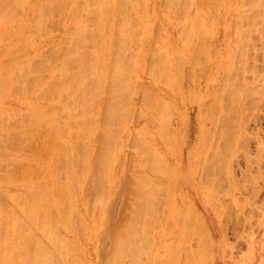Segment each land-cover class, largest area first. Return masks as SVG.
Listing matches in <instances>:
<instances>
[{"label":"rangeland","instance_id":"rangeland-1","mask_svg":"<svg viewBox=\"0 0 264 264\" xmlns=\"http://www.w3.org/2000/svg\"><path fill=\"white\" fill-rule=\"evenodd\" d=\"M3 1L0 0V12H1L0 13V81H1L0 82V140H1L0 141V147H1V149H0V154H1L0 155V179H1L0 180V206L1 207L0 208L2 210H5V211L7 210V212L2 211L0 209V213H1V211L4 212V214L1 213L3 215H0V221H1L0 223H2V225L0 224L1 225L0 226V229H1L0 230V235H1L0 238H2V237L6 238L4 240L2 239L3 241L0 239L1 240V242H0L1 255L4 252L5 254L7 253L6 256H8L9 251H7V250L9 249L8 247H10V245H8V244L11 243V245L13 246V247L11 246L12 249L14 248L13 253L11 252L12 249L10 248V252L13 255L11 253L9 254V256L12 255V256H10L12 258V259L10 258L11 259L10 263H12V264H21V263H23V260L25 261L23 264H28V263H26V260L28 259L30 261V258L32 259V256H31L33 254L32 251L35 248H36L35 251H37V252H35V251H33V252L36 253L35 255L38 254V256H35V257L33 256V259H36L38 261L35 263L36 260H34L33 264H41V263L42 264H48L47 262H49L50 264L51 263L52 264H55V263L56 264H62V263L63 264H68V263L71 264L72 262L74 263V261H75V264H105L106 261L110 258L111 259L108 260L106 264H112L114 258H115V260H117V255L118 256L120 255L118 257L119 262L117 260L115 263V260H114L115 264H131V263L132 264H156V263L157 264H264V159L262 161V165H261L262 168H260V171L259 170L257 171V165L251 164L253 166L251 167V165H249L251 167V168H249V167H247L248 164H246V163L244 164V162L246 160H245V157H242L243 155L239 156L238 159L232 158V156L228 157L229 156L227 154L228 150H226V148H228V147H227V143L225 142V139L227 137L226 136L227 135V133H226L227 127L229 128L230 124L232 125V122L228 121V120L232 119V118L228 119L230 113L232 112L231 107L233 106L232 103H229V102H232V101H230V99H231L230 96H232V95L237 96V94H236L237 89L235 87V84H234V86L232 84L231 88L233 89V87H235L236 91H234V92H236V93H234V92L232 93V89H228V86L230 88V84H228L227 81L232 82L233 79H236V77H237L236 75H240V74L236 73L237 71H239L238 73H241V70H239L237 68L242 67V66H240V64L242 65L243 60L247 57L244 54H242L243 53L242 52V49H243L242 46L245 47V49H243V51L246 50L247 47L244 45H246L248 43V41L251 39H252L251 44H253V46L250 44V41H249V45L247 44L249 46L248 48H250L249 50H251L253 47H255V45L257 46V47H255L256 51L253 49L252 51L248 52V54H247L250 57V63L251 64L253 62L255 63L254 66L252 64L253 69H251V71L255 70V73H257V75H263L262 71L264 70V68L262 70V67H264V65H263L264 64V61H263V55H264V33H263L264 32V30H263L264 29V21H261V20L262 19L264 20V14L261 15V13H264V11H263L264 7L262 8V3L264 4V1L263 0H249L250 2H252L251 4L248 0H246V1L245 0H223V3H222V1H220V3H219V1H217V0H214V1L208 0L209 3L206 2L207 0H192V2L188 1V0H167V1L166 0H143V1L142 0H136L137 2H135V0H116V1L115 0H108V1L107 0H100V1L99 0H65V2H64V0H58L59 3L57 2V0H55V1L54 0H44L42 2H41V0H39V1L38 0H22V2H21V0H17V1L16 0H3ZM18 1L21 2V4L16 5ZM8 2H10V3L8 4ZM13 2H15V3H13ZM96 2H98V3H96ZM143 2H144V5H143ZM172 2H174V3H172ZM189 2H191L190 5L188 4ZM248 2H249V4H248ZM50 3H53V4H50ZM64 3H66V4H64ZM100 3H102V7L99 5ZM139 3H141V4H139ZM206 3H207V6L205 5ZM214 3H215V5H214ZM257 3L261 7H259L257 5ZM177 4L179 5V7L180 6L181 7L180 8L177 7ZM184 5L187 7H185ZM208 5H209V7H208ZM14 6H19V7H14ZM39 6H40V8H39ZM104 6H106V7H104ZM117 6H119V8ZM255 6H256V8H255ZM79 7H81V8H79ZM246 7H248L250 9V10H248V12H247L248 8H246ZM250 7L253 9H251ZM177 8H178V10H177ZM241 8L244 12L246 10L245 13H247V15L245 13H242ZM257 8H258V10H257ZM13 9H14V11H13ZM104 9H105V11H104ZM121 9H122V11H121ZM20 10H21V12H20ZM26 10H27V13H26ZM59 10H60V12L62 10L63 11L60 13V12H58ZM90 10H92V11H90ZM107 10H109V11H107ZM128 10L131 12H129ZM193 10H195V11H193ZM76 11H77V13H76ZM38 12H40V14ZM101 12H102V14H101ZM184 12H185V14H184ZM252 12H255V13L253 14ZM25 13H26V15H25ZM51 13H52V15L53 14L54 15L52 16ZM97 14L99 17L97 16ZM182 14H184V16ZM242 14H244L243 16L246 15L244 20L242 19V17H243ZM33 15H35L34 16L35 18L33 17ZM36 15H37V17H36ZM106 15H107V17H106ZM123 15H124V17H123ZM191 15L193 17L196 15L197 16H196V18L195 17L193 18ZM198 15H200L201 20L198 19L199 18ZM258 15H260V17H258ZM41 16H42V18H41ZM100 16L105 17V20L103 18H100ZM118 16H119V18H118ZM233 16H234V19L232 18ZM252 16L254 17V19L257 18L255 20H258V21L253 20ZM261 16H262V18H261ZM46 18L48 19V21H45ZM85 18L87 19V22L89 21L90 24L86 23ZM249 18H250V20H252V22H254V24L252 23L253 25L252 24L247 25V23L248 24L251 23V21L249 22ZM31 19H33V20H31ZM94 19H96V20H94ZM102 19H103V21H102ZM127 19H129L130 21ZM195 19L199 22L201 21L203 24H201V26L198 25L199 22H197ZM241 19L243 21H242V24L240 23V25H241L240 26L238 22L241 21ZM40 20H43V21L41 22ZM118 20H120V21H118ZM122 20H124V22H126V23H124V22L122 23ZM191 20H193V21L195 20V22L191 23ZM32 21H35V22H32ZM181 21L182 22L187 21V22H185L186 23L185 24V23H182ZM231 21H232V23H231ZM256 22H258V24H255ZM137 23H138V27L136 26ZM188 24L190 26H188ZM82 25H85V26L87 25L86 26L87 28L82 26ZM182 25H183V31L185 30L186 27H187L186 28L187 30L189 27L190 31H191L190 28H192L194 33L192 31L191 32L186 31V32L188 35L190 33H193L194 35L190 34V36H192V37H190L185 33V31L183 32L182 28H181ZM191 25H192V27H191ZM233 25L235 26V30L233 29L234 28ZM242 25L244 28L242 27ZM254 25H256V27ZM258 25H261L260 29H259ZM80 26H82V27H80ZM124 26L126 28L122 29V27H124ZM184 26H186V27H184ZM248 26L251 27V30H255L254 31L255 35H254L253 31L250 30V27H248ZM202 27L204 28V31H203ZM240 27H242L241 29L243 31H244V29L246 31V32L242 33V36L244 37L242 39L240 38V37H242L239 35L240 33H237V32L241 31V30L239 31ZM116 28H119V29L121 28L123 32L117 31L118 29H116ZM209 28H211V30ZM247 28H249V29H247ZM38 29H40V30L38 31ZM80 29H82L83 31ZM125 29H126V31H124ZM180 29H181L183 34L181 33ZM197 29L199 31L201 30L200 34H199V31ZM15 30H17V32ZM75 30H76V32H75ZM78 30H80V31H78ZM101 30H103V32ZM105 30H106V32H105ZM140 30H142V31H140ZM195 30L197 32H195ZM230 30H231V32H230ZM260 30H261V33H260ZM72 31H74V33H72ZM233 31H235V32H233ZM247 31L249 33H247ZM256 31H257V33H256ZM258 31H259V33H258ZM98 32L100 33V36H97V34L99 35ZM116 32L121 33V34L118 33L120 38H121L120 40L125 39L124 37L126 35L128 36L127 37L128 39H126V40H128V43L125 42L126 47L124 46L125 45L124 41H126V40L119 41V39H118L119 36ZM124 32H126V33H124ZM139 32H140V34L142 33L141 36H140ZM202 32H203V34H202ZM205 32H207L206 34H208V35H206ZM102 33H103V35H102ZM122 33L124 34V36ZM245 33H247V34H245ZM133 34H135L134 38H133ZM184 34H186L188 36V38H187V36L185 37ZM243 34H245V36ZM250 34L251 35L253 34V36L251 38L247 37V38H249V40H248L246 38V36L247 35L250 36ZM89 35H91V36H89ZM95 35L98 38H95ZM231 35H233V36H231ZM260 35H261V37L259 38ZM135 36H137V39ZM197 37H198V39H197ZM189 38L191 41L189 40V42H188ZM205 38H206V40H204ZM257 38L261 39V41L258 40ZM72 39H74V40H72ZM100 39L103 42H101ZM134 39L139 40V41L137 42ZM185 39H187V40H185ZM95 40H96V42H95ZM241 40H242V42H241ZM244 40L247 41V43L243 44ZM82 41H83V43H85V42L87 43V45L84 44L87 47L83 46ZM104 41L106 43H108V42L109 43L105 44ZM202 41H204V42H202ZM118 42L119 43L121 42L124 45L121 44V45H123V46H121V45L119 46L121 48L115 47V45L116 46L119 45V44L117 45ZM187 42L189 44H187ZM240 42H241V46L238 45V44H240ZM72 43L74 46L72 45ZM80 43H82V45H80ZM93 43H96V44L94 45ZM76 44H77V46H76ZM153 44H154V46H153ZM92 45H93V47H92ZM110 45H111V48L113 47L112 49L109 48ZM139 45L141 47H138ZM68 46H70V47H68ZM150 46H151V48H150ZM152 46L154 47V49ZM236 46L242 48L241 51H240V48H238V50H236L237 49ZM100 47L103 51L102 54H101L102 51H101ZM106 47H108V48H106ZM155 47H157V51H156ZM204 47L206 50L204 49ZM95 48H96V50H95ZM123 48L124 49L127 48V50L125 49L127 52ZM198 48H199V53H198ZM69 49L72 50L73 52L70 51ZM97 49H98V51H97ZM152 49H153V51H152ZM57 50H58V52H57ZM106 50H107V52H106ZM117 50H120V51L124 50L126 52L125 54L123 52V56L125 55L123 57V59H119L121 57H118V56H120L122 54V52H120V54H119V51H117ZM196 50H197V52H196ZM64 51L66 53H64ZM75 51H77V52H75ZM94 51H95V53H94L95 56H92ZM115 51L118 52L117 53L118 55L115 53ZM154 51H156L157 53H155ZM159 51H161V53H159ZM192 51H193V53H192ZM202 51L204 53L200 54ZM236 51L238 52L239 55L242 54V56L239 57V55L237 54ZM239 51H240V53H239ZM128 52H129V54H128ZM114 53L117 55V57ZM196 53L198 56L196 55ZM103 54H104V56H102ZM110 54H114V55L110 56ZM234 54H236L240 59H243V60L242 61L241 60L236 61L237 58H235V60H234V57H237ZM79 55H82V56H80L82 58H80ZM113 56H115V58H118L119 62L122 60L121 61L122 63L121 62L119 63L118 60L114 61L115 59L113 58ZM127 56H130L131 58H129ZM163 56L165 57V61H164ZM57 57H59L60 60ZM67 57H68V59H67ZM70 57L72 59H70ZM90 57H91V59H90ZM125 57H127V58L125 59ZM249 57H248V59H249ZM239 58H238V60H239ZM45 59H47L46 62H45ZM69 59H70V61H69ZM130 59H132V60H130ZM49 60H51V61L49 62ZM94 60H95V62H94ZM99 60H101V61H99ZM227 60H228V62H227ZM86 61H87L88 65L86 64ZM103 61H105V62H103ZM112 61H114V64ZM153 61H154V63H153ZM47 62H48V64H47ZM79 62H81V63H79ZM101 62H103V63H101ZM167 62L169 65L167 64ZM231 62H233L234 65H232ZM64 63H66L65 64L66 67L64 66ZM78 63L81 64V66ZM89 63L91 64V69L89 67L90 66ZM92 63H96L95 65H97V66L100 65L101 67L98 66L100 68V70L94 64H93L94 66H92ZM238 63H239L240 67H237ZM150 64L151 65L153 64V65L151 66ZM106 66H107V68H106ZM78 67H79V69H78ZM81 67H82V69H85V70H82ZM88 67H89V69H88ZM151 67H152V69H151ZM233 67L236 69V72H234L235 70L233 69ZM67 68H69V69H67ZM71 68H73V69H71ZM92 68H93V71H92ZM95 69H97V72L99 74L96 72ZM229 69H231V70H229ZM59 70L61 71V73ZM113 70L116 74L111 73ZM16 71H17V73H16ZM44 71H46V72H44ZM82 71H83V73H87V74H83ZM229 71L231 73L230 75L232 76V78H233V76H235L233 79L232 78L230 79L231 76L228 75ZM63 72H64V75H63ZM220 72H221V74H220ZM258 72H260V73L258 74ZM94 73H97L98 75L95 74L96 75L95 76ZM101 73L103 74L104 78L101 77L102 76ZM156 73H159V76ZM80 75L82 77H80ZM251 75H252V73L250 74V71H249V74L247 76H251ZM110 76L112 78H110ZM117 76L118 77L122 76V77L118 78ZM52 77H53V79H52ZM95 77L96 78L99 77L100 81L98 79H95ZM167 77H168V79H167ZM227 77L229 78V80L227 79V81H226ZM31 78H32V80H31ZM164 78L167 80L164 81L165 80ZM222 78H224V80ZM237 78H239V77H237ZM25 79H26V82L24 81ZM79 79H81V81H79ZM111 79L114 80L115 82H113ZM116 79H118V80H116ZM119 79H122V80H119ZM36 80H37V82H36ZM60 80L61 81L65 80V81L61 82ZM96 80H98V81H96ZM33 81H34V83H33ZM109 81H112V82H109ZM116 81H119L120 84L118 82L117 85H121V86H117ZM222 81H224L225 83H223ZM23 82L25 83L26 86H24ZM226 82H227V84H226ZM235 82H232V83H235ZM122 83H123V85L126 83L124 85L126 87L125 88L126 91L120 89V87L123 86ZM164 83H166V84H164ZM167 83H169V84H167ZM32 84H33V86H32ZM65 84H67V85H65ZM111 84L116 86L115 88H113L114 91H116L117 89L118 90L120 89L123 92L117 90L116 91V97H115V93L113 92V89L110 90V87L112 88ZM84 85H86V86H84ZM133 86H135V89L136 88L137 89L134 90ZM84 87L87 88V89L85 88V91H84ZM100 87H103V88H100ZM117 87H119V88H117ZM130 87H131V89L134 90V91H132L134 93L131 92ZM97 88H99L100 90ZM139 88H141V89H139ZM93 89H95V90H93ZM224 89H225V91H224ZM48 90H50V91H48ZM59 90H60L61 95H59ZM218 90H220V93ZM226 90H228V91H226ZM72 91H74L73 94H71ZM77 91H79V93ZM83 91H84V94L82 93ZM88 91L90 93L85 94ZM107 91H109L110 94H108L109 92H107ZM93 92H95V96H94ZM99 92L100 93L102 92V93L100 94ZM117 92H120V93H117ZM223 92H226V93L223 94ZM228 92H231L232 95L230 94V96H228L229 95ZM104 93H106V95ZM111 93H112V95L113 94L114 95L112 96ZM143 93L146 94L145 98H144ZM222 94L224 95L223 97H225L226 95H227V97L223 99ZM107 95H109L110 97L112 96L111 98H113V99H111ZM119 96H120L121 100H120ZM233 96H232V100L234 98ZM54 97H55V99L57 97H59V98H57L56 100L55 99L53 100L52 98H54ZM114 97L117 99L115 100ZM221 97L224 101L221 100ZM228 97H229V101L227 102ZM89 98H91V99H89ZM98 98H100L101 101ZM107 98H109V99H107ZM149 99L151 101V102L149 101L150 105H148ZM216 99H218V100H216ZM225 99H227V100L225 101ZM119 101H120V103H119ZM154 101H155V103H153ZM162 101H165V102L160 103ZM208 101L210 104L208 103ZM221 101L224 104L227 103V104H225L226 108L221 105L222 104ZM75 102L77 103V105ZM123 102H124V104H123ZM92 103H94L93 107H92ZM158 104H160V105L158 106ZM161 104L163 105V107L165 106V110H167V111H165L164 109L162 111L160 110L161 109L160 106H162ZM217 104H218V106H217ZM228 104H231V105L228 106ZM89 105H90V109H89ZM118 105H119L120 109L122 110V112L120 111ZM75 106H77V107H75ZM123 106H124V108H123ZM156 106H157V108H156ZM113 107H114V110H113ZM169 107H170V109H169ZM222 107L224 109H222ZM227 107H230V108H227ZM89 111H91V112H89ZM204 111H206L207 113ZM120 112L122 114L124 113L123 114L124 117L122 114H120ZM74 113L75 114L78 113V114L75 115ZM79 113H81V115H79ZM119 114H120V116L123 117V121H121L122 117H120L121 120L119 119ZM142 114H144V115H142ZM159 115H163V117L161 118ZM7 116L9 118H7ZM45 116L48 118H46ZM112 117H114L115 120ZM38 118H42V120H40V119L37 120ZM43 118L46 120L48 119V120L47 121L43 120ZM110 118L113 120V122H112V120H110ZM117 118L120 121H118ZM164 118L167 120H165ZM263 118H264V111H263L262 119L260 121L258 120L259 124H258V122L256 123L255 120H252L251 122L248 123V125L250 124L248 126V128H249L248 130L251 129V131H248V133L252 137L251 145L254 146V147L251 146L253 153L255 152L256 148L258 147L260 141H262L264 144V132H263L264 131V119ZM82 119L85 120V122H84L85 125H84V123H81ZM126 119H127V121H126ZM162 119H164V120H162ZM75 120H76V122H74ZM87 120L92 121V122H88ZM94 120H96V121H94ZM22 121H24V122H22ZM48 121H49V123H48L49 125L52 123L50 125V127H48V125H46ZM32 122H34L35 126L32 124ZM68 122H69V124H68ZM38 123H40V124H38ZM56 123H58L60 126ZM87 123H89V124H87ZM92 123L95 125H93ZM108 123H110V124H108ZM116 123H118V124H116ZM78 124H80V126H78ZM220 124L222 126H220ZM20 125L22 126V128ZM225 125L226 126L228 125V126L226 127ZM13 126H15V127H13ZM27 126L32 127V128H28ZM52 126H54V127H52ZM34 127H36V130ZM110 127L112 130H110ZM211 127H213V128H211ZM24 128H26V129H24ZM252 128H255L254 131ZM259 128L261 130H259ZM22 129H23V131H22ZM28 129L29 130L31 129V131L35 130V132H32L33 135H31L32 133L29 132L27 139H26V137L23 136L24 137L23 138L21 136L22 137V139H21L19 137L21 135V131H22V133L25 134L26 132H24V131H29ZM51 129H53V130H51ZM69 129L72 130V131H70L71 132L70 136H72L71 138L69 136V133H70ZM73 129H76L77 134H79V135L75 134L76 131ZM80 129L82 131L83 130L84 131L82 132ZM122 129H123V132H122ZM163 129H165V130H163ZM19 130H21V131H19ZM47 130H49V132ZM64 130H65V132H64ZM223 130L226 132H224ZM255 130H256V132H255ZM53 131H54V133H53ZM112 131H114V137L116 139H114V137L112 139V136H113ZM13 132L15 133V137H13L14 136ZM46 132L50 134V137H51V134L53 133L54 135H52L53 137H51V138L53 139L55 137V139H57V141H59V142L55 143L57 141L55 140V142H54V141L50 140L51 138L46 139L49 137V135H46L48 137L45 136ZM55 132H56V135H55ZM108 132H109V135H110V133H112V136L107 135ZM8 133H10V134H8ZM40 133H41V135H40ZM222 133L223 134L226 133V134L223 135ZM85 134H86V136L88 134V136L87 137L83 136ZM93 134H95V135H93ZM116 134H119V135H116ZM25 135H27V134H25ZM37 135H38V137H37ZM42 135L46 138H43ZM74 135L80 137V139L78 137H76L77 138L76 139ZM162 135H164V136H162ZM262 135H263V137H262ZM9 136H11V138H12L11 142H14L13 146H12V143H10ZM57 136H58V138H57ZM81 136H83V138ZM90 136H91V138H90ZM119 136L121 138H119ZM137 136H138V138H137ZM139 136H140V138H139ZM143 136H144V138H143ZM222 136H223V138H222ZM224 136H226V137H224ZM101 137H102V140H101ZM107 137H111V138H108V140H107L106 139ZM149 137L153 138V139H149ZM7 138H9V142H8ZM18 138H19V141L20 140L23 141V142L20 141L22 144L17 140ZM217 138H218V140H216ZM14 139H16V140L14 141ZM82 139H83V142H82ZM92 139H94L95 141H93ZM109 139L110 140L112 139L114 141L116 140L114 142L115 144L113 143L112 140L110 141ZM132 139H133V141H132ZM74 140H76V142ZM120 140H122V141L120 142ZM25 141L27 144L24 143ZM43 141H44V143H43ZM71 141H73V142H71ZM78 141H81V142H78ZM101 141H102V143H100ZM136 141H137V143H136ZM34 142H35V144H34ZM47 142H48V144L50 143L51 145L50 144L48 145ZM212 142H213V144H212ZM219 142H221V143H219ZM45 143L47 144L48 150H46V148H45V145H44ZM103 143H105V144H103ZM127 143H128V145H127ZM23 144H24V147H21ZM28 144H30V145H28ZM38 144H40V145H38ZM58 144L60 145L59 147H61L63 145L66 146L65 148L64 147L61 148V150L66 149L65 150L66 155L64 153H63V155L61 154L62 156H64V158H62V156L60 154L57 155L58 154L57 152H59V150H60L57 147ZM117 144H120V146H118ZM214 144L216 145V148H214L215 147V146H213ZM218 144H220V145H218ZM15 145H17L18 147ZM43 145H44V148H41L43 151L42 152L40 150V148L38 149V147L39 146L43 147ZM73 145L74 146L76 145V146L74 147ZM80 145H82L83 147ZM92 145H93V147H92ZM114 145L115 146L117 145L118 148L115 147ZM33 146H34V148H33ZM50 146L52 147V150H53V148L56 149V150L55 149L53 150L56 153L55 152L53 153L52 150H51V152H49L51 149ZM103 146L106 147L107 149L104 148ZM3 147H4V150H3ZM6 147H8V148L6 149ZM13 147H14L15 151L13 150ZM109 147L111 150L108 149ZM113 147H115V148H113ZM15 148L18 150H16ZM20 148H21V150H20ZM31 148L36 150V151H38V150L41 151L40 156H38L40 153L39 151H38V155H37L36 151L30 150ZM76 148H77V150H76ZM81 148H82V150H81ZM224 148H225L226 153L224 151ZM83 149L85 150L86 154L84 153ZM44 150H46L45 151L46 153L44 152ZM86 150L87 151L91 150V152H87ZM105 150H107V151H105ZM217 150H219V151H217ZM31 151H34L36 154L34 152H31ZM77 151H79V152H77ZM93 151L95 152V155H94ZM108 151L110 153H108ZM223 151H224V153H223ZM19 152L23 153L21 156H22V158H24V160L23 159L21 160V156H20ZM60 152L62 153V151H60ZM105 152H106L107 156H109L108 154L111 155L110 158H112V160L110 158L108 159V157L105 155ZM112 152H113V154H112ZM4 153H5V155H4ZM24 153H25V155H24ZM44 153L46 155H44ZM97 153H100V155ZM102 153H104V154H102ZM42 154H43V156H42ZM52 154H54V155L56 154V156L58 157L57 160H59V158H61V161L64 159L62 161L63 163L60 160H59V162H57L56 156L53 159L54 155L52 156ZM67 154H68V156H67ZM74 154H75V158L71 159L72 158L71 156L74 157ZM92 154H93V156H92ZM17 155H19L20 157H18ZM49 155L52 156V159H50ZM80 155L83 157L82 159H81ZM146 155H147V157H146ZM202 155H203V157H202ZM209 155H212L210 157H212L214 160L212 158H210ZM213 155L214 156L217 155V156L213 157ZM46 156H48V157H46ZM76 156L79 159V161L76 159ZM102 156H104V157H102ZM219 156H221V157H219ZM96 157H98V158H96ZM218 157H219V159H218ZM15 158H16V160H15ZM45 158H47L48 160ZM68 158H69V160H68ZM99 158H100V160H98ZM105 158L108 161L111 160V161H109L110 164H109L108 168H107V164H106L107 160H105ZM143 158H146V159H143ZM75 159L78 162L83 160V162H80V164H79L81 166L78 165V167H79L78 170L76 169V168H78L77 164H73L74 166L76 165L75 166L76 168L71 167L72 164L70 165V163L77 162ZM101 159H102V161H101ZM157 159H159V160H157ZM215 159H216V161H215ZM46 160L52 161L51 163H55V164L57 162V164L53 165L54 168H52L53 166L51 165V163L47 162ZM65 160L66 161L68 160L67 163L65 162ZM217 160H220L221 164ZM236 160H237V163L239 162L240 165H238V166H240V167H237V165H235ZM43 161H46V162H43ZM53 161H56V162H53ZM90 161L92 164L94 163L92 166L90 165L91 164ZM208 161L211 163H209ZM233 161H235V162H233ZM10 162H11V165H10ZM103 162H105V163H103ZM148 162H149V164H148ZM216 162H218V163H216ZM21 163L24 164L25 167L22 166ZM58 163H61V165L59 164L60 166H58ZM150 163L152 165H150ZM12 164H13V168H12ZM49 164H50V167L52 166L51 168L49 167ZM63 164H65V165H63ZM99 164L100 165L102 164V165L100 166ZM153 164H155L154 167H157V168H154L155 170L153 169ZM160 164H162V165H160ZM210 164L211 165L213 164L214 168ZM218 164H220L221 166ZM6 165H8V167ZM28 165L30 167L32 166L30 168V170H29ZM34 165H35V167H34ZM57 166L59 168L55 169ZM61 166H63L65 169L63 170L62 169L63 167L61 168ZM161 166H164V168H162ZM245 166L247 167V169H245L246 168ZM23 167L25 169H23ZM39 167H40V170L38 169ZM46 167L48 170L46 169ZM80 167H81V170H80ZM255 167H256L255 170L252 169ZM20 168L22 170H19ZM26 168H28L29 172L31 171V173H29L27 170V172L29 174L25 175V173H27ZM72 168H73V170H75L74 173H72L73 170H70ZM160 168H162V169H160ZM169 168H171V170H169ZM37 169H38V171H37ZM41 169H43V170H41ZM45 169L47 172L51 169L49 172H51L52 174H53V172H54V174L58 173L57 175H55V176L59 177L58 178L59 180L57 182L58 185L55 182L57 180V178H55L56 180L54 181V178H53L54 176H52V174H51L53 179H49L50 173L45 172ZM218 169H220V170H218ZM23 170L25 171L24 174L22 172ZM33 170H35V171L33 172ZM106 170H108V171H106ZM165 170H167V171H165ZM248 170H249V172H248ZM8 171H9V173H8ZM41 171L44 172V176L46 175V173L49 175V176L46 175V177H44V178H48V179H44V178L40 177V176H43L42 175L43 172L41 173ZM233 172H235V173H233ZM251 172H253V174H255L254 176H256V177L258 176V174L260 172V177L258 178V180L256 177L252 176ZM20 173H22V177H21ZM99 173H101V174H99ZM215 173H218V174H215ZM15 174L17 175V177L13 178V176ZM171 174H173V175H171ZM206 174H208V175H206ZM224 174H225V176H227V178L225 177V179H224ZM233 174H235V176H233ZM10 175H13V176H10ZM24 175H25V177H23ZM58 175H60V176H58ZM219 175L221 177H219ZM26 176H27V179H26ZM216 176H218V177H216ZM237 176L240 179H238V180L235 179V180H237V181L242 180L243 181L242 184L244 183V185L249 184L248 186L243 185L244 190L240 191L242 186L240 187V189L238 191L236 190L237 189L236 183H235L236 181H234L233 179H234V177H237ZM246 176H248V177H246ZM6 177L7 178L9 177V178L6 179ZM20 177H21V179L25 178V181L26 180H28V181H26V183H25L24 180H22L23 182L21 181V179L17 180ZM36 177H38V178H36ZM71 177H73V179ZM106 177H107V179H105ZM140 177H142V178L140 179ZM241 177L242 178L244 177L245 180L241 179ZM245 177L248 178L250 181L246 180ZM3 178H4V180H3ZM60 179L62 180V186L64 185L63 190L65 191L68 189L67 191H65L67 193L71 191V193H68L69 196L71 197V199H70L71 202L69 201L68 204L71 203L72 207L68 208V206H70V205L66 204L68 202L67 201L68 195L64 198H62L63 194H61V196H60L61 192L65 193L61 189L62 186L60 184L61 183ZM104 179L106 180V182ZM174 179H175V181H174ZM206 179H207V184H206V182H203V181H206ZM217 179L218 180L220 179L221 182H220V180L217 181ZM44 180H46L45 182L48 181V183H45ZM49 180L50 181L53 180V183H56V184L54 185ZM143 180H145V181H143ZM147 180H151V182H153L152 184H154V186L149 181H148L149 185L146 184V183H148ZM252 180H253V182H251ZM4 181H6V182H4ZM42 181L45 185L42 184ZM115 181L116 182L118 181V182L116 183ZM222 181H225V182H222ZM20 182L23 184H21ZM37 182H39L38 184L39 185L41 184V185L40 186L38 184L36 185L35 183H37ZM218 182H220V183L216 184ZM255 182L258 183L257 184L258 193H256V195L253 192H251V189H250L253 185H256ZM50 183L54 185V186L52 185L53 188L50 186L51 185ZM134 183H136V184H134ZM160 183H162V186ZM34 184L36 185V187H34L35 186ZM70 184H72V185H70ZM87 184H88V186H87ZM220 184L221 185L223 184L222 187L221 186L219 187ZM242 184H238V185H242ZM56 185L61 187V188L56 187V189H59V192H60L59 195L57 193V190L54 189ZM100 185L102 186L101 188H99ZM250 185H252V186H250ZM37 186H39V187H37ZM45 186H47V187H45ZM137 186H139V187H137ZM32 187H34V188H32ZM50 187L53 189V192H52V190H50ZM163 187H164V189H163ZM216 187H217V190H214ZM220 188H221V190L218 191ZM231 188H232V190H231ZM60 189L62 191H60ZM101 189L104 190V192ZM139 189H141V191H139ZM223 189H224V191H223ZM40 190H41V192H40ZM54 190H55V193H54ZM248 190H249V192H248ZM98 191H100L99 194L101 193L100 194L101 197L99 194H97ZM161 191L163 193H161ZM221 191H223V193ZM137 192L139 194H137ZM156 192H158V193H156ZM180 192H181V194H179ZM102 193H103V195H102ZM116 193H118V194H116ZM145 193L147 195H145ZM173 193L177 196H174ZM249 193H252L253 195L249 194ZM45 195H48V196H45ZM64 195H66V193ZM94 195H97V196L94 197ZM22 196H25V197H22ZM55 196L57 198L61 197V198H59L61 201H59V199L56 200ZM86 197H87V199H86ZM102 197H104L105 199H103ZM17 198H18V200H17ZM20 198L22 200H20ZM36 198H38V199H36ZM179 198H180V201L178 200ZM230 198H231V200H230ZM10 199H11V201H10ZM96 199L98 200V202H99V200H101L99 202L100 203L99 205H97L98 204L97 202H96L97 204L94 203L95 201H97ZM12 200H15V201L17 200V201L15 203V201H12ZM19 200H20V202H19L20 204H18ZM26 201H28V202H26ZM64 201H66V202H64ZM73 201H75V202H73ZM92 201H94V202H92ZM133 201H135V203H137V204H135ZM138 201H140V202H138ZM226 201L229 203H227ZM231 201H234L233 202L234 205ZM7 202H8V204H7ZM24 202L29 207V209H26L25 208L26 206L22 207L23 205H25ZM61 202L63 203V205L61 204ZM101 202H103V203H101ZM22 203H24V204H22ZM55 203H57V204H55ZM92 203H94L93 204L94 207H92ZM161 203H162V205H161ZM15 204L16 205L18 204V206H16ZM58 204H60V206ZM109 204H110V206H109ZM138 204L139 205L142 204V206L145 207L146 210L148 211V214L145 213L146 210L145 209L143 210L142 206H140L138 208V206H139ZM135 205H136V207H135ZM149 205H151L152 207L155 206L154 207L155 209L154 208L152 209V207H149ZM19 206H21V207H19ZM183 206L186 208L183 209ZM8 207H9V209H8ZM12 207H13V209H11V210H12V212L14 211L16 213L15 215H14V212L12 213L10 210V208H12ZM62 207H64V209ZM147 207L150 208L149 209L150 212L147 209ZM177 207L180 209H176L177 210L176 211L174 208H177ZM23 208L28 210V212L26 210H24ZM61 208H62V210H61ZM66 209H69V211L67 212ZM44 210H46V212L47 211H49V212H47V213L43 212ZM74 210H75V212H74ZM70 211H71V213L72 212L73 213L72 214L69 213ZM153 211H154V213H153ZM25 212L27 214H25ZM58 212L61 216L58 214ZM61 213H63V215L64 214L67 215L69 213L68 217H70V222H69V218H67V217L65 218V216L62 217L63 215ZM5 214H8V215L10 214L9 216L11 219H9V216H7L8 217V219H7ZM43 214H46V216H47L46 220L48 219L47 221L45 219H43L44 218ZM137 215L139 217H137ZM2 216H4V218ZM12 216L14 218H15V216L17 217V219H15V222H16V220L18 221V222H16V224L14 222V228L9 227V228L14 229V231L11 232L12 229H7V231H4L3 228H1V227L6 226L4 228L5 230H6V228H8L7 225H5L6 222L4 219L6 218L7 220H11L10 222L12 224V222L14 221ZM20 216H21V218H20ZM59 216L61 217L62 220L59 219L60 218ZM103 216L106 218H104ZM35 217L36 218L38 217V219H36ZM41 217H43V218H41ZM48 217L50 218V220ZM134 217L136 219L135 223H133ZM146 217H148L149 219L147 218L148 220H145ZM185 218H186V220H185ZM18 219H20V220H18ZM22 219L23 220L25 219L23 221V223L26 222L25 226L27 227V225H28L27 228H30V229H28L29 232L30 231L33 232V233L31 232L32 233L31 236L35 235V233H36V235L38 236V239L40 241L35 238V237H37L36 235L31 238L29 233L28 234L26 233L27 228L24 225H22L23 224ZM63 219H65V222L67 220L68 221L66 224L61 225V223H65V222H63ZM104 219H105V221H104ZM187 219H188V221L190 219L191 223L190 224L187 223L186 224L187 226H186L184 223L188 222ZM35 220H37L38 223H36ZM59 220H61V221H59ZM112 220H113V222H112ZM131 220H133L132 223H131ZM143 220L145 222H143ZM102 221H104V222H102ZM149 221L152 223H150ZM153 221H155V223ZM39 222H40V225H39ZM73 222L75 224H73ZM45 223H47V224L45 225ZM71 223H72V225H71ZM103 223H104V225H103ZM136 223H138V228H135L137 226V225H135ZM7 224L9 226L11 225V224H9L8 221H7ZM37 224H38V226H37ZM151 224H153V225L148 226ZM188 224H189V226H188ZM41 225H43V227L45 229H43V227ZM69 225H71L70 228H69ZM132 225H134V227ZM15 226L19 227L20 230H18V232H16V230L18 228H15ZM74 226H75V228H74ZM87 226H88L89 231H87ZM158 226H160V227H158ZM184 226H186V228H183ZM142 227H144V230L141 229ZM165 227H169V228L166 229ZM39 228H42L43 231L39 230ZM51 228H52V230H50ZM146 228H148V229H146ZM47 229H48V231H47ZM116 229H118V230H116ZM135 229H137V230L141 229V231L140 230L137 231ZM164 229L166 232L164 231ZM187 230H188V232H187ZM3 231H4V233L7 232L5 234V235H7V237L2 236V234H4V233H2ZM8 232L13 233V235L8 233ZM21 232H22V234H21ZM137 232H139V233H137ZM142 232H144L145 234ZM184 232H186V234L189 232H191V233H189V235L186 236V234ZM15 233H17V234L14 235ZM48 233H50V234H48ZM120 233H121V235H120ZM98 234L101 236H99ZM123 234H125V235H123ZM132 234H133V236H132ZM21 235H24V236H21ZM50 235L52 238L48 237ZM55 235H56V238L58 237L57 239L55 238ZM129 235H130V237L132 236L130 239L131 241L129 240V243L130 242L132 244L134 243L133 245L132 244L130 245L128 243L129 238L127 239L126 237H128ZM20 236L23 238L25 237V240L27 238L28 242L31 241L30 239H32L36 242L31 241L30 245H28L29 243L27 241H22L23 238H21ZM60 236H62V237H60ZM136 236L138 238V241H137ZM170 236H171V238H170ZM13 237H17V238L20 237V238L16 241L17 238H13ZM134 237L136 239H133ZM167 237H169V238H167ZM12 238L15 240L13 241ZM28 238H30V239H28ZM50 238L53 241L52 240L49 241ZM60 238H61V240H60ZM115 238L117 240H115ZM174 238H176V239H174ZM55 239L58 242L55 241ZM66 239H67V241H65ZM151 239H153V240L151 241ZM10 240H12V241H10ZM142 240H144L145 242H143ZM21 241L23 243L25 242L28 246H26V244H22ZM125 241H127V242H125ZM132 241H134V242H132ZM19 242H21L22 245L18 247V250H21V249L22 250L18 252L17 247L16 246L14 247V245L15 244L17 245V243H19ZM37 242H38V244H36ZM41 242H43V244ZM56 243H57V245H56ZM62 243H64V244H62ZM35 244L36 245L41 244V247H43L42 250L40 251V249H41V248H39L40 245L33 248V246H36ZM119 244H121V245H119ZM128 244L130 245V247L128 246ZM157 244H158V246H157ZM44 245H45V247H44ZM111 245H113V246H111ZM115 245L117 246V248ZM135 245H137V246H135ZM62 246L63 247L65 246L64 249H67V247L69 246L67 249L69 251V253L67 250L65 251L64 249H62L64 252L67 253V256H66V253H63L64 255L60 254L63 252L61 250V248H63ZM22 247L25 248L26 251H27V249H29V247H31L29 249L30 250L29 254L31 253L30 254L31 257H28L26 259V257L29 255H27V253L24 252L25 250H23ZM56 247L58 248V250ZM114 247L116 250L114 249ZM3 248L4 249L7 248V250H4L2 252ZM15 248H16V250H15ZM117 249H119V250H117ZM130 249H134V250H130ZM141 249L146 253V255H145V253H143V251ZM147 249H148V251H147ZM43 250H44V253H42ZM128 250H130L131 252L130 251L128 252ZM16 251L18 253H14ZM38 251H40L42 256L44 254H46V252H47L48 256L47 255L43 256V258L45 257L44 261H46V263L41 262V261H43V259L41 258V254L38 253ZM50 251H51V253H50ZM56 252H58V253H56ZM126 252H127V254L128 253H130V254L127 255ZM20 253H21V255L23 253L25 254V257H24L25 259L24 258L21 259L22 257L20 256ZM5 254L3 255L4 257H6ZM24 254H23V256H24ZM52 254H53V256H52ZM69 254H71V255H69ZM134 254H135V256H134ZM143 254H144V256H143ZM17 255L20 257L21 260L17 259L18 258ZM137 255L140 258L139 260H138ZM46 256L48 259L46 258ZM61 256L62 257L65 256V257H63V259H62ZM36 257H38V259ZM135 257H136V259H135ZM2 258L0 259V262L4 260V259L2 260ZM60 258H61V260H60ZM65 258L66 259L68 258V260L70 262L67 261V263H66ZM72 258H74L75 260ZM173 258H174V260H172ZM6 259H7V257H6ZM15 259H16V261H15ZM33 259H32V261H33ZM8 260H9V258H8ZM120 260L123 262H120ZM125 260H127V261H125ZM32 261H30V262L32 263ZM3 262H5V264H10L9 261L7 263V260H4ZM3 262H1V264H4ZM30 262H29V264H31Z\"/></svg>","mask_w":264,"mask_h":264},{"label":"bare ground","instance_id":"bare-ground-1","mask_svg":"<svg viewBox=\"0 0 264 264\" xmlns=\"http://www.w3.org/2000/svg\"><path fill=\"white\" fill-rule=\"evenodd\" d=\"M2 1H3V0H2ZM16 1H17V0H16ZM38 1H39V0H38ZM42 1H44V0H41V2H42ZM54 1H55V0H54ZM99 1H100V0H99ZM99 1H98V2H99ZM107 1H108V0H107ZM115 1H116V0H115ZM142 1H143V0H142ZM166 1H167V0H166ZM166 1H165V2H166ZM188 1H191V2H192V0H188ZM213 1H214V0H213ZM217 1H219V3H220V1H222V3H223V0H217ZM245 1H246V0H245ZM248 1H249V0H248ZM263 1H264V0H263ZM3 2H4V1H3ZM18 2H19V1H18ZM18 2H17L16 5L21 4L22 0H21V2H19V3H18ZM57 2H58V0H57ZM64 2H65V0H64ZM70 2H71V1H70ZM88 2H89V1H88ZM98 2H96V3H98ZM135 2H137V1L135 0ZM183 2H184V1H183ZM191 2H189L188 4L190 5ZM206 2H208V0H207ZM210 2H211V1H210ZM242 2H243V1H242ZM249 2H250V1H249ZM249 2H248V4H249ZM9 3H10V2H8V4H9ZM13 3H15V2H13ZM13 3H12V4H13ZM38 3H39V2H38ZM38 3H37V4H38ZM43 3H44V2H43ZM58 3H59V2H58ZM58 3H57V4H58ZM117 3H118V2H117ZM172 3H174V2H172ZM178 3H179V2H178ZM208 3H209V2H208ZM212 3H213V2H212ZM222 3H221V4H222ZM251 3H252V2H250V4H251ZM253 3H254V2H253ZM258 3H259V2H258ZM258 3H257V5H258ZM261 3H262V2H261ZM1 4H2V3H1ZM22 4H23V3H22ZM50 4H53V3H50ZM62 4H63V3H62ZM62 4H61V5H62ZM64 4H66V3H64ZM139 4H141V3H139ZM168 4H169V3H168ZM183 4H184V3H183ZM242 4H243V3H242ZM61 5H60V6H61ZM70 5H71V4H70ZM70 5H69V6H70ZM97 5H98V4H97ZM99 5L102 7V3H100ZM104 5H105V4H104ZM106 5H107V4H106ZM143 5H144V2H143ZM165 5H166V4H165ZM172 5H173V4H172ZM185 5H186V4H185ZM185 5H184V6H185ZM205 5L207 6V3H206ZM214 5H215V3H214ZM246 5H247V4H246ZM263 5H264V4L262 3V8L264 7ZM10 6H11V5H10ZM20 6H21V5H20ZM41 6H42V5H41ZM49 6H50V5H49ZM64 6H65V5H64ZM140 6H141V5H140ZM167 6H168V5H167ZM193 6H194V5H193ZM242 6H243V5H242ZM242 6H241V7H242ZM258 6H259V5H258ZM8 7H9V6H8ZM11 7H12V6H11ZM14 7H19V6H14ZM56 7H57V6H56ZM66 7H67V6H66ZM104 7H106V6H104ZM110 7H111V6H110ZM110 7H109V8H110ZM117 7L119 8V6H117ZM177 7H179L178 4H177ZM180 7H181V6H180ZM180 7H179V8H180ZM182 7H183V6H182ZM185 7H187V6H185ZM208 7H209V5H208ZM259 7H261V6H259ZM36 8H37V7H36ZM39 8H40V6H39ZM49 8H50V7H49ZM79 8H81V7H79ZM167 8H168V7H167ZM246 8H248V7H246ZM246 8H245V9H246ZM250 8H251V7H250ZM255 8H256V6H255ZM8 9H9V8H8ZM11 9H12V8H11ZM47 9H48V8H47ZM60 9H61V8H60ZM165 9H166V8H165ZM184 9H185V8H184ZM251 9H253V8H251ZM55 10H56V9H55ZM65 10H66V9H65ZM78 10H79V9H78ZM88 10H89V9H88ZM99 10H100V9H99ZM99 10H98V11H99ZM116 10H117V9H116ZM116 10H115V11H116ZM177 10H178V8H177ZM241 10H242V8H241ZM248 10H250V9L248 8V9H247V12H248ZM257 10H258V8H257ZM259 10H260V9H259ZM9 11H10V10H9ZM13 11H14V9H13ZM38 11H39V10H38ZM50 11H51V10H50ZM53 11H54V10H53ZM62 11H63V10H62ZM62 11H61V12H62ZM86 11H87V10H86ZM90 11H92V10H90ZM104 11H105V9H104ZM107 11H109V10H107ZM121 11H122V9H121ZM128 11H129V10H128ZM144 11H145V10H144ZM175 11H176V10H175ZM184 11H185V10H184ZM193 11H195V10H193ZM255 11H256V10H255ZM263 11H264V9H263ZM20 12H21V10H20ZM51 12H52V11H51ZM58 12H60V10H59ZM61 12H60V13H61ZM87 12H88V11H87ZM87 12H86V13H87ZM94 12H95V11H94ZM129 12H131V11H129ZM129 12H128V13H129ZM180 12H181V11H180ZM182 12H183V11H182ZM210 12H211V11H210ZM245 12H246V10H245ZM245 12L242 10V13H245ZM0 13H1V12H0ZM26 13H27V10H26ZM26 13H25V15H26ZM38 13L40 14V12H38ZM74 13H75V12H74ZM76 13H77V11H76ZM99 13H100V12H99ZM99 13H98V14H99ZM175 13H176V12H175ZM193 13H194V12H193ZM252 13L254 14L255 12H252ZM252 13H251V14H252ZM260 13H261V12H260ZM57 14H58V13H57ZM64 14H65V13H64ZM98 14H97V16H98ZM101 14H102V12H101ZM122 14H123V13H122ZM124 14H125V13H124ZM132 14H133V13H132ZM177 14H178V13H177ZM184 14H185V12H184ZM184 14H182V15L184 16ZM194 14H195V13H194ZM194 14H193V15H194ZM216 14H217V13H216ZM245 14L247 15V13H245ZM253 14H252V15H253ZM258 14H259V13H258ZM263 14H264V13H261V15H263ZM18 15H19V14H18ZM51 15H52V13H51ZM53 15H54V14H53ZM53 15H52V16H53ZM92 15H93V14H92ZM118 15H119V14H118ZM130 15H131V14H130ZM179 15H180V14H179ZM243 15H244V14H242V16H243ZM246 15L243 16L244 18L242 17L243 20L245 19ZM256 15H257V14H256ZM34 16H35V15H33V17H34ZM42 16H43V15H42ZM42 16H41V18H42ZM61 16H62V15H61ZM63 16H64V15H63ZM75 16H76V15H75ZM103 16H104V15H103ZM191 16H192V15H191ZM196 16H197V15H196ZM196 16H194V17L196 18ZM198 16H199L198 19L201 20L200 15H198ZM24 17H25V16H24ZM36 17H37V15H36ZM92 17H93V16H92ZM98 17H99V16H98ZM106 17H107V15H106ZM123 17H124V15H123ZM123 17H122V18H123ZM192 17H193V16H192ZM194 17H193V18H194ZM216 17H217V16H216ZM258 17H260V15H258ZM19 18H20V17H19ZM34 18H35V17H34ZM100 18H103V19L105 20V17H101V16H100ZM118 18H119V16H118ZM128 18H129V17H128ZM179 18H180V17H179ZM232 18L234 19V16H233ZM232 18H231V19H232ZM252 18H253V20L257 19V18L254 19L253 16H252ZM252 18H251V19H252ZM261 18H262V16H261ZM46 19H47V18H46ZM46 19H45V21H48V19H47V20H46ZM50 19H51V18H50ZM63 19H64V18H63ZM73 19H74V18H73ZM85 19H86V18H85ZM103 19H102V21H103ZM131 19H132V18H131ZM182 19H183V18H182ZM188 19H189V18H188ZM191 19H192V18H191ZM239 19H240V18H239ZM242 19H241V21L238 20L239 22L237 21V22L239 23V25H240V23L242 24V21H243ZM247 19H248V18H247ZM258 19H259V18H258ZM31 20H33V19H31ZM43 20H44V19H43ZM43 20H40V21L42 22ZM94 20H96V19H94ZM115 20H116V19H115ZM127 20H129V19H127ZM134 20H135V19H134ZM195 20H196V19H195ZM195 20H194V21L191 20V23L195 22ZM206 20H207V19H206ZM259 20H260V19H259ZM45 21H44V22H45ZM84 21H85V20H84ZM84 21H83V22H84ZM118 21H120V20H118ZM129 21H130V20H129ZM196 21H197V20H196ZM232 21H233V20H232ZM232 21H231V23H232ZM247 21H248V20H247ZM247 21H246V22H247ZM250 21H251V23H249V24L247 23V25H251L252 23L254 24V22H252V20H250V18H249V22H250ZM255 21H258V20H255ZM261 21H264V20L262 19ZM32 22H35V21H32ZM105 22H106V21H105ZM123 22H124V20H122V23H123ZM181 22H182V21H181ZM181 22H180V23H181ZM185 22H187V21H185ZM185 22H182V23H185ZM197 22H199V21H197ZM197 22H196V23H197ZM200 22H201V21H200ZM200 22L198 23V25L201 26V24H203V23H202V22L200 23ZM208 22H209V21H208ZM233 22H234V21H233ZM246 22H245V23H246ZM45 23H46V22H45ZM86 23L90 24L89 21L87 22V19H86ZM118 23H119V22H118ZM118 23H117V24H118ZM120 23H121V22H120ZM122 23H121V24H122ZM124 23H126V22H124ZM238 23H237V24H238ZM243 23H244V22H243ZM260 23H261V22H260ZM260 23H259V24H260ZM121 24H120V25H121ZM135 24H136V23H135ZM185 24H186V23H185ZM210 24H211V23H210ZM253 24H252V25H253ZM255 24H258V22H256ZM262 24H263V23H262ZM140 25H141V24H140ZM245 25H246V24H245ZM82 26L86 27L87 25H86V26H85V25H82ZM82 26H80V27H82ZM89 26H90V25H89ZM108 26H109V25H108ZM134 26H135V25H134ZM136 26L138 27V23H137ZM188 26H190V25L188 24ZM240 26H241V25H240ZM254 26L256 27V25H254ZM258 26H259V29H260V26H261V25H258ZM258 26H257V27H258ZM20 27H21V26H20ZM101 27H102V26H101ZM184 27H186V26H184ZM191 27H192V25H191ZM206 27H207V26H206ZM230 27H231V26H230ZM233 27H234L233 29L235 30V26H234V25H233ZM242 27H243V25H242ZM242 27H240V29L238 28L239 31H240V30H241V31H240V32H237V33H240V34H239L240 36H242V33L246 32L245 29H244V31L241 29ZM248 27H250V26H248ZM86 28H87V27H86ZM97 28H98V27H97ZM124 28H126V27H125V26L122 27V29H124ZM135 28H136V27H135ZM181 28H182V31H183V25H182ZM186 28H187V27H186ZM186 28H185L184 31H185V33L187 34L186 31H190V30H189V27H188V30H187ZM193 28H194V27H193ZM202 28H203V27H202ZM243 28H244V27H243ZM261 28H262V27H261ZM36 29H37V28H36ZM43 29H44V28H43ZM46 29H47V28H46ZM78 29H79V28H78ZM101 29H102V28H101ZM105 29H106V28H105ZM116 29H118L117 31H122L121 28H120L121 30H120L119 28H116ZM190 29H191V31L194 33L193 29H192V28H190ZM195 29H196V28H195ZM209 29L211 30V28H209ZM247 29H249V28H247ZM247 29H246V30H247ZM253 29H254V28H253ZM255 29H256V28H255ZM39 30H40V29H38V31H39ZM80 30H82V29H80ZM80 30H78V31H80ZM98 30H99V29H98ZM114 30H115V29H114ZM137 30H138V29H137ZM159 30H160V29H159ZM197 30H198V29H197ZM250 30H251V27H250ZM250 30H249V31H250ZM257 30H258V29H257ZM263 30H264V29H263ZM15 31L17 32V30H15ZM34 31H35V30H34ZM45 31H46V30H45ZM82 31H83V30H82ZM101 31L103 32V30H101ZM124 31H126V29H125ZM132 31H133V30H132ZM140 31H142V30H140ZM178 31H179V30H178ZM180 31H181V29H180ZM182 31H181V33H182ZM184 31H183V32H184ZM191 31H190V32H191ZM198 31H199V30H198ZM200 31H201V30H200ZM200 31H199V34L201 33ZM203 31H204V28H203ZM251 31H253V33H254V35H255V32H254L255 30H251ZM2 32H3V31H2ZM35 32H36V31H35ZM75 32H76V30H75ZM105 32H106V30H105ZM122 32H123V31H122ZM137 32H138V31H137ZM195 32H197V31L195 30ZM230 32H231V30H230ZM230 32H229V33H230ZM233 32H235V31H233ZM36 33H37V32H36ZM72 33H74V31H72ZM98 33H99V32H98ZM116 33H117V32H116ZM118 33H119V32H118ZM118 33H117V34H118ZM124 33H126V32H124ZM132 33H133V32H132ZM158 33H159V32H158ZM179 33H180V32H179ZM188 33H189V32H188ZM193 33H190V34L192 35ZM206 33H207V32H205V34H206ZM247 33H249V32L247 31ZM247 33H245V34H247ZM250 33H251V32H250ZM256 33H257V31H256ZM258 33H259V31H258ZM260 33H261V30H260ZM263 33H264V32H263ZM263 33H262V34H263ZM2 34H3V33H2ZM77 34H78V33H77ZM79 34H80V33H79ZM83 34H84V33H83ZM109 34H110V33H109ZM119 34H121V33H119ZM119 34H118V36H119ZM122 34H123V33H122ZM139 34H140V32H139ZM141 34H142V33H141ZM141 34H140V36H141ZM182 34H183V33H182ZM186 34H184L185 37L188 35V34H187V35H186ZM190 34H189L188 36H190ZM195 34H196V33H195ZM202 34H203V32H202ZM231 34H232V33H231ZM245 34H243V35L245 36ZM9 35H10V34H9ZM13 35H14V34H13ZM42 35H43V34H42ZM44 35H45V34H44ZM81 35H82V34H81ZM102 35H103V33H102ZM102 35H101V36H102ZM113 35H114V34H113ZM134 35H135V34H133V38H134ZM136 35H137V34H136ZM180 35H181V34H180ZM184 35H183V36H184ZM193 35H194V34H193ZM196 35H197V34H196ZM196 35H195V36H196ZM206 35H208V34H206ZM206 35H205V36H206ZM83 36H84V35H83ZM89 36H91V35H89ZM97 36H100V33H99V35L97 34ZM114 36H115V35H114ZM123 36H124V34H123ZM123 36H122V37H123ZM162 36H163V35H162ZM188 36H187V38H188ZM231 36H233V35H231ZM237 36H238V35H237ZM252 36H253V34H252V35L250 34V36L247 35L246 38H247V37H250V38H251ZM1 37H2V36H1ZM32 37H33V36H32ZM127 37H128V36L126 35V36L124 37L125 39L120 40L121 38H120V36H119L118 39H119V41H124V40L128 39ZM135 37H136V39H137V36H135ZM180 37H181V36H180ZM190 37H192V36H190ZM193 37H194V36H193ZM260 37H261V35L259 36V38H260ZM65 38H66V37H65ZM95 38H98V37H96V35H95ZM95 38H94V39H95ZM111 38H112V37H111ZM200 38H201V37H200ZM203 38H204V37H203ZM230 38H231V37H230ZM240 38L242 39V38H244V37L242 36V37H240ZM246 38H245V39H246ZM253 38H254V37H253ZM6 39H7V38H6ZM89 39H90V38H89ZM89 39H88V40H89ZM92 39H93V38H92ZM112 39H113V38H112ZM118 39H117V40H118ZM136 39H134V40H136ZM197 39H198V37H197ZM237 39H238V38H237ZM247 39L249 40V38H247ZM254 39H255V38H254ZM257 39H258V38H257ZM7 40H8V39H7ZM72 40H74V39H72ZM77 40H78V39H77ZM86 40H87V39H86ZM102 40H103V39H102ZM113 40H114V39H113ZM185 40H187V39H185ZM189 40H190V38L188 39V42H189ZM204 40H206V38H205ZM251 40H252V39H251ZM251 40H249V41H250V44H251ZM258 40L261 41V39H258ZM17 41H18V40H17ZM78 41H79V40H78ZM100 41H101V39H100ZM136 41L138 42L139 40H136ZM136 41H135V42H136ZM182 41H183V40H182ZM190 41H191V40H190ZM199 41H200V40H199ZM239 41H240V40H239ZM249 41H248V43H247V41L244 40L243 44H244V43H247V44L249 45ZM256 41H257V40H256ZM95 42H96V40H95ZM101 42H103V41H101ZM101 42H100V43H101ZM104 42H105V41H104ZM107 42H108V41H107ZM125 42L128 43V40L124 41V44H125V45H124L123 43H121V42H120V43L118 42L117 45H118V44H119V45H118V46L115 45V47L118 48L121 44H123V45L126 47V43H125ZM137 42H136V43H137ZM183 42H184V41H183ZM188 42H187V44H189ZM196 42H197V41H196ZM202 42H204V41H202ZM241 42H242V40H241ZM241 42H240V44H238V43H237V44H238L239 46H241ZM258 42H259V41H258ZM76 43H77V42H76ZM82 43H83V41H82ZM82 43H80V45H82ZM97 43H98V42H97ZM108 43H109V42H108ZM108 43L105 42V44H108ZM114 43H115V42H114ZM136 43H135V44H136ZM199 43H200V42H199ZM207 43H208V42H207ZM207 43H206V44H207ZM252 43H253V42H252ZM255 43H256V42H255ZM259 43H260V42H259ZM77 44H78V43H77ZM77 44H76V46H77ZM84 44L87 45V43H86V42L83 43V46L87 47V46L84 45ZM93 44L95 45L96 43H93ZM98 44H99V43H98ZM138 44H139V43H138ZM138 44H137V45H138ZM195 44H196V43H195ZM202 44H203V43H202ZM247 44L244 45V46L247 47L246 50H244L245 52L243 51V49H245V47L242 46V48H243V49H242V48L236 46V47H237L236 50H238V48H240V51H241V49H242V52H243L242 54H244L245 56H247L244 60L239 58V57L242 56V54L239 55L237 51H236V52H237V54L239 55V57H238L236 54H234L235 56H237V57H234V60H235V58H237L236 61H240V60L242 61V60H243L242 65L240 64V66H242V67L239 66V63H238V65H237V67H240V68H237V69L241 70V73H238L239 71L236 72V69L234 68L235 66L233 67V69L235 70L234 72H236L237 74H240V75H236V76L239 77V78L236 77V79H233L235 76H233V78H232V76L230 75V74H231L230 71H229V74H228V75L231 76L230 79H231V78L233 79V81H232V80H231V81H232V82H235V81H236V82H235V83H232V82H230V81H227V79L229 80L228 77L226 78V81L228 82V84H230V88H229V86H228V89H232V88H231V85L233 84V86H234V84H235V87H236V89H237V93L234 92V91H236V90H235V87H233V89H232V93H233V92L236 93L237 96H233L231 92H228V93H229L228 96H230V94H231V95L234 97L233 100H232V96H230V98H231L230 101H232V102H229V103H232L233 106H232V107L230 106L232 112L230 113L228 119H230V118H232V119H230V120L227 119L228 121H231V122H232V125L229 123L230 126H231V127L229 126V128L227 127L228 125H227V126L225 125V126L227 127V130H226L227 132L224 131L225 129H224L223 131L227 133V135H226L227 137H226V136H224V137H226L225 142L227 143V147H228V148H226V150H228V151H227V152H228L227 154L229 155L228 157L232 156V158H235V159L237 158V159H238L239 156H242V155H243L242 157H245V160H246V161L244 160V161H245L244 164H245V163L248 164L247 167L251 168L253 165H257V171H258V170L260 171V168H262V167H261V165H262V161H263V159H264V144H263L262 141H260L258 147L256 148V150H255V152H254L255 154L253 153L252 148H251V146H253V145H251L252 137H251V135L248 133V131H251V129L248 130V129H249L248 126L250 125V124L248 125V123L251 122L252 120H255L256 123L258 122V124H259V121L262 119V116H263V111H264V70H263V68H264V67H262V70H263L262 73H263V75H257V73H255V70L251 71V69H253V66H254L255 63L253 62V63H252L253 66H252V64L250 63V57H249L247 54H248V52L252 51L253 49L255 50V47H257V46L255 45V47H253L251 50H249L250 48H248L249 46H248ZM72 45H73V43H72ZM123 45H121V46H123ZM140 45H141V44H140ZM140 45H139L138 47H141V46H142V45H141V46H140ZM190 45H191V44H190ZM199 45H200V44H199ZM251 45L253 46V44H251ZM62 46H63V45H62ZM73 46H74V45H73ZM100 46H101V45H100ZM153 46H154V44H153ZM153 46H152V47H153ZM205 46H206V45H205ZM13 47H14V46H13ZM64 47H65V46H64ZM68 47H70V46H68ZM92 47H93V45H92ZM101 47H102V46H101ZM101 47H100V49H101ZM128 47H129V46H128ZM128 47H127V48H128ZM209 47H210V46H209ZM259 47H260V46H259ZM59 48H60V47H59ZM106 48H108V47H106ZM109 48H111V45H110ZM112 48H113V47H112ZM112 48H111V49H112ZM119 48H121V47H119ZM127 48H125V49L127 50ZM150 48H151V46H150ZM199 48H200V47H199ZM199 48H198V53H199ZM84 49H85V48H84ZM123 49H124V48H123ZM125 49H124V50H125ZM153 49H154V47H153ZM153 49H152V51H153ZM155 49H156V51H157V47H155ZM194 49H195V48H194ZM204 49H205V47H204ZM59 50H60V49H59ZM63 50H64V49H63ZM69 50H70V49H69ZM92 50H93V49H92ZM92 50H91V51H92ZM95 50H96V48H95ZM107 50H108V49H107ZM107 50H106V52H107ZM113 50H114V49H113ZM124 50H123V51H122V50H121V51H120V50H117V51H119V54H120V52H122V54H121L122 56H121V55L118 56V57H121V58H119V59H123V57L125 56V55L123 56V52H124V54H125L127 51L125 50V51H126V52H125ZM201 50H202V49H201ZM201 50H200V51H201ZM205 50H206V49H205ZM205 50H204V51H205ZM260 50H261V49H260ZM70 51H72V50H70ZM70 51H69V52H70ZM84 51H85V50H84ZM97 51H98V49H97ZM97 51H96V52H97ZM101 51H102V49H101ZM128 51H129V50H128ZM156 51H154V52L157 53ZM240 51H239V53H240ZM255 51H256V50H255ZM57 52H58V50H57ZM60 52H61V51H60ZM72 52H73V51H72ZM75 52H77V51H75ZM196 52H197V50H196ZM46 53H47V52H46ZM64 53H66V52L64 51ZM94 53H95V51L93 52V55H92V56H95ZM98 53H99V52H98ZM98 53H97V54H98ZM102 53H103V51L101 52V54H102ZM115 53L117 54L118 52L115 51ZM115 53H114V54H115ZM159 53H161V51H159ZM159 53H158V54H159ZM192 53H193V51H192ZM202 53H204V52L202 51L200 54H202ZM84 54H85V53H84ZM86 54H87V53H86ZM114 54H110V56H111V55H114ZM116 54H115V55H116ZM128 54H129V52H128ZM130 54H131V53H130ZM162 54H163V53H162ZM205 54H206V53H205ZM55 55H56V54H55ZM90 55H91V54H90ZM90 55H89V56H90ZM117 55H118V54H117ZM117 55H116V57H117ZM126 55H127V54H126ZM131 55H132V54H131ZM160 55H161V54H160ZM196 55H197V53H196ZM232 55H233V54H232ZM244 55H243V56H244ZM253 55H254V54H253ZM80 56H82V55H79V57H80ZM102 56H104V54H103ZM151 56H152V55H151ZM156 56H157V55H156ZM156 56H155V57H156ZM197 56H198V55H197ZM203 56H204V55H203ZM49 57H50V56H49ZM71 57H72V56H71ZM71 57H70V59H72ZM127 57L131 58L130 56H127ZM127 57H125V59H126ZM132 57H133V56H132ZM153 57H154V56H153ZM163 57H164V56H163ZM204 57H205V56H204ZM248 57H249V59H248ZM53 58H54V57H53ZM57 58L59 59V57H57ZM80 58H82V57H80ZM93 58H94V57H93ZM93 58H92V59H93ZM108 58H109V57H108ZM113 58L115 59L114 61L118 60V62H119V59H118V58H115V56H113ZM150 58H151V57H150ZM238 58H239V60H238ZM47 59H48V58H47ZM47 59H45V62H46ZM51 59H52V58H51ZM67 59H68V57H67ZM70 59H69V61H70ZM74 59H75V58H74ZM83 59H84V58H83ZM88 59H89V58H88ZM90 59H91V57H90ZM99 59H100V58H99ZM109 59H110V58H109ZM157 59H158V58H157ZM193 59H194V58H193ZM193 59H192V60H193ZM204 59H205V58H204ZM232 59H233V58H232ZM59 60H60V59H59ZM78 60H79V59H78ZM97 60H98V59H97ZM101 60H102V59H101ZM101 60H99V61H101ZM130 60H132V59H130ZM196 60H197V59H196ZM27 61H28V60H27ZM43 61H44V60H43ZM50 61H51V60H49V62H50ZM54 61H55V60H54ZM66 61H67V60H66ZM76 61H77V60H76ZM80 61H81V60H80ZM114 61H112L113 64H114ZM121 61H122V60H121ZM121 61H120V62H121ZM128 61H129V60H128ZM164 61H165V57H164ZM168 61H169V60H168ZM231 61H232V60H231ZM263 61H264V55H263ZM62 62H63V61H62ZM62 62H61V63H62ZM71 62H72V61H71ZM71 62H70V63H71ZM83 62H84V61H83ZM89 62H90V61H89ZM92 62H93V61H92ZM94 62H95V60H94ZM103 62H105V61H103ZM103 62H101V63H103ZM109 62H110V61H109ZM120 62H119V63H120ZM150 62H151V61H150ZM155 62H156V61H155ZM178 62H179V61H178ZM197 62H198V61H197ZM197 62H196V63H197ZM227 62H228V60H227ZM67 63H68V62H67ZM73 63H74V62H73ZM79 63H81V62H79ZM79 63H78V64H79ZM97 63H98V62H97ZM121 63H122V62H121ZM153 63H154V61H153ZM176 63H177V62H176ZM231 63H232V65H234L233 62H231ZM240 63H241V62H240ZM47 64H48V62H47ZM65 64H66V63H64V66H65ZM78 64H77V65H78ZM84 64H85V63H84ZM86 64H87V61H86ZM89 64H90V63H89ZM93 64L95 65L96 63H92V66H94ZM124 64H125V63H124ZM167 64H168V62H167ZM203 64H204V63H203ZM67 65H68V64H67ZM79 65L81 66V64H79ZM82 65H83V64H82ZM87 65H88V64H87ZM117 65H118V64H117ZM119 65H120V64H119ZM146 65H147V64H146ZM150 65H151V64H150ZM152 65H153V64H152ZM152 65H151V66H152ZM168 65H169V64H168ZM176 65H177V64H176ZM226 65H227V64H226ZM263 65H264V64H263ZM62 66H63V65H62ZM84 66H85V65H84ZM95 66H97V65H95ZM98 66H100V65H98ZM98 66H97V68H99ZM155 66H156V65H155ZM256 66H257V65H256ZM65 67H66V66H65ZM65 67H64V68H65ZM86 67H87V66H86ZM89 67H90V69H91V64H90ZM89 67H88V69H89ZM100 67H101V66H100ZM23 68H24V67H23ZM26 68H27V67H26ZM62 68H63V67H62ZM73 68H74V67H73ZM73 68H71V69H73ZM93 68H94V67H93ZM93 68H92V71H93ZM95 68H96V67H95ZM106 68H107V66H106ZM123 68H124V67H123ZM157 68H158V67H157ZM165 68H166V67H165ZM254 68H255V67H254ZM53 69H54V68H53ZM67 69H69V68H67ZM78 69H79V67H78ZM78 69H77V70H78ZM81 69H82V67H81ZM103 69H104V68H103ZM148 69H149V68H148ZM151 69H152V67H151ZM159 69H160V68H159ZM161 69H162V68H161ZM46 70H47V69H46ZM64 70H65V69H64ZM82 70H85V69H82ZM86 70H87V69H86ZM95 70H96V72H97V69H95ZM99 70H100V68H99ZM105 70H106V69H105ZM107 70H108V69H107ZM123 70H124V69H123ZM168 70H169V69H168ZM229 70H231V69H229ZM37 71H38V70H37ZM47 71H48V70H47ZM49 71H50V70H49ZM59 71H60V70H59ZM80 71H81V70H80ZM90 71H91V70H90ZM103 71H104V70H103ZM108 71H109V70H108ZM151 71H152V70H151ZM155 71H156V70H155ZM165 71H166V70H165ZM165 71H164V72H165ZM232 71H233V70H232ZM232 71H231V72H232ZM249 71H250V74L252 73L251 76H247V75L249 74ZM44 72H46V71H44ZM64 72H65V71H64ZM64 72H63V75H64ZM78 72H79V71H78ZM84 72H85V71H84ZM94 72H95V71H94ZM132 72H133V71H132ZM157 72H158V71H157ZM164 72H163V73H164ZM175 72H176V71H175ZM247 72H248V73H247ZM16 73H17V71H16ZM16 73H15V74H16ZM30 73H31V72H30ZM58 73H59V72H58ZM60 73H61V71H60ZM60 73H59V74H60ZM65 73H66V72H65ZM80 73H81V72H80ZM82 73H83V71H82ZM97 73H98V72H97ZM97 73H94V75L97 74ZM111 73H115L114 70H113ZM163 73H162V74H163ZM178 73H179V72H178ZM259 73H260V72H258V74H259ZM31 74H32V73H31ZM72 74H73V73H72ZM83 74H87V73H83ZM98 74H99V73H98ZM98 74H97V75H98ZM101 74H102V73H101ZM115 74H116V73H115ZM156 74L159 76V73H156ZM220 74H221V72H220ZM66 75H67V74H66ZM76 75H77V74H76ZM88 75H89V74H88ZM160 75H161V74H160ZM234 75H235V74H234ZM23 76H24V75H23ZM68 76H69V75H68ZM78 76H79V75H78ZM95 76H96V75H95ZM108 76H109V75H108ZM123 76H124V75H123ZM161 76H162V75H161ZM26 77H27V76H26ZM35 77H36V76H35ZM80 77H82V76L80 75ZM84 77H85V76H84ZM99 77H100V76H99ZM99 77H98V78L95 77V79H98V80L100 81ZM101 77H103V74H102ZM117 77H118V76H117ZM117 77H116V78H117ZM120 77H122V76H119L118 78H120ZM14 78H15V77H14ZM68 78H69V77H68ZM93 78H94V77H93ZM93 78H92V79H93ZM103 78H104V77H103ZM110 78H112V77L110 76ZM37 79H38V78H37ZM52 79H53V77H52ZM52 79H51V80H52ZM57 79H58V78H57ZM64 79H65V78H64ZM95 79H94V80H95ZM113 79H114V78H113ZM161 79H162V78H161ZM164 79H165V78H164ZM164 79H163V80H164ZM167 79H168V77H167ZM167 79H165L164 81H166ZM181 79H182V78H181ZM222 79L224 80V78H222ZM31 80H32V78H31ZM74 80H75V79H74ZM74 80H73V81H74ZM76 80H77V79H76ZM98 80H96V81H98ZM111 80H112V79H111ZM116 80H118V79H116ZM119 80H122V79H119ZM126 80H127V79H126ZM24 81L26 82V79H25ZM60 81H61V80H60ZM62 81H63V80H62ZM62 81H61V82H62ZM64 81H65V80H64ZM64 81H63V82H64ZM73 81H72V82H73ZM79 81H81V79H79ZM112 81L115 82L114 80H112ZM112 81H109V82H112ZM219 81H220V80H219ZM0 82H1V81H0ZM19 82H20V81H19ZM36 82H37V80H36ZM36 82H35V83H36ZM61 82H60V83H61ZM82 82H83V81H82ZM101 82H102V81H101ZM105 82H106V81H105ZM118 82H119V81H116V85L118 84ZM130 82H131V81H130ZM222 82L225 83L224 81H222ZM227 82H226V84H227ZM23 83H24V82H23ZM33 83H34V81H33ZM48 83H49V82H48ZM75 83H76V82H75ZM75 83H74V84H75ZM83 83H84V82H83ZM85 83H86V82H85ZM128 83H129V82H128ZM180 83H181V82H180ZM1 84H2V83H1ZM3 84H4V83H3ZM29 84H30V83H29ZM29 84H28V85H29ZM37 84H38V83H37ZM62 84H63V83H62ZM67 84H68V83H67ZM67 84H65V85H67ZM71 84H72V83H71ZM77 84H78V83H77ZM79 84H80V83H79ZM91 84H92V83H91ZM114 84H115V83H114ZM119 84H120V82H119ZM125 84H126V83H125ZM125 84H124V85H125ZM130 84H131V83H130ZM132 84H133V83H132ZM164 84H166V83H164ZM167 84H169V83H167ZM109 85H110V84H109ZM122 85H123V83H122ZM124 85L122 86L123 88L120 87V89L125 90L126 87H125ZM133 85H134V84H133ZM181 85H182V84H181ZM221 85H222V84H221ZM223 85H224V84H223ZM24 86H26L25 83H24ZM32 86H33V84H32ZM34 86H35V85H34ZM84 86H86V85H84ZM88 86H89V85H88ZM88 86H87V87H88ZM111 86H112V88L110 87V90L116 87V86H114L113 84H111ZM117 86H121V85H117ZM225 86H226V85H225ZM30 87H31V86H30ZM94 87H95V86H94ZM94 87H93V88H94ZM106 87H107V86H106ZM131 87H132V86H131ZM131 87H130V89H131ZM217 87H218V86H217ZM220 87H221V86H220ZM81 88H82V87H81ZM85 88H86V87H84V91H85ZM95 88H96V87H95ZM100 88H103V87H100ZM117 88H119V87H117ZM117 88H116V89H117ZM215 88H216V87H215ZM22 89H23V88H22ZM86 89H87V88H86ZM88 89H89V88H88ZM97 89H99V88H97ZM116 89H115V90H116ZM120 89H119V90L117 89V90H118V91H121ZM133 89L136 90L137 88L135 89V86H133ZM133 89H131V92L134 91ZM139 89H141V88H139ZM143 89H144V88H143ZM52 90H53V89H52ZM77 90H78V89H77ZM90 90H91V89H90ZM90 90H89V91H90ZM93 90H95V89H93ZM93 90H92V91H93ZM99 90H100V89H99ZM106 90H107V89H106ZM110 90H109V91H110ZM117 90H116V91H117ZM31 91H32V90H31ZM48 91H50V90H48ZM48 91H47V92H48ZM54 91H55V90H54ZM75 91H76V90H75ZM84 91L82 92L83 94H84ZM89 91L86 92L85 94L90 93ZM109 91H107V92H109ZM116 91H114V89H113V92L115 93V97H116ZM125 91H126V90H125ZM127 91H128V90H127ZM216 91H217V90H216ZM218 91H219V93H220V90H218ZM224 91H225V89H224ZM226 91H228V90H226ZM229 91H230V90H229ZM21 92H22V91H21ZM26 92H27V91H26ZM73 92H74V91H72L71 94H73ZM77 92L79 93V91H77ZM95 92H96V91H95ZM95 92H93V93H94V96H95ZM110 92H111V91H110ZM110 92H109L108 94H110ZM113 92H112V93H113ZM121 92H123V91H121ZM128 92H129V91H128ZM42 93H43V92H42ZM42 93H41V94H42ZM91 93H92V92H91ZM99 93H100V92H99ZM101 93H102V92H101ZM101 93H100V94H101ZM112 93H111V95H112ZM117 93H120V92H117ZM132 93H134V92H132ZM219 93H218V94H219ZM225 93H226V92H223V94H225ZM43 94H44V93H43ZM66 94H67V93H66ZM104 94L106 95V93H104ZM121 94H122V93H121ZM124 94H125V93H124ZM128 94H129V93H128ZM218 94H217V95H218ZM223 94H222V97L224 96ZM21 95H22V94H21ZM26 95H27V94H26ZM59 95H61V94H60V90H59ZM97 95H98V94H97ZM113 95H114V94H113ZM113 95H112V96H113ZM143 95H144V98H145V97H146V96H145L146 94L143 93ZM39 96H40V95H39ZM57 96H58V95H57ZM107 96H109V95H107ZM112 96H111V97H112ZM126 96H127V95H126ZM126 96H125V97H126ZM219 96H220V95H219ZM219 96H218V97H219ZM45 97H46V96H45ZM59 97H60V96H59ZM59 97H57V98H59ZM74 97H75V96H74ZM77 97H78V96H77ZM80 97H81V96H80ZM90 97H91V96H90ZM100 97H101V96H100ZM109 97H110V96H109ZM111 97H110V98H111ZM115 97H114V98H115ZM127 97H128V96H127ZM127 97H126V98H127ZM142 97H143V96H142ZM222 97H221V100H223L224 98H226L227 95H226L225 97H223V99H222ZM39 98H40V97H39ZM46 98H47V97H46ZM57 98H56V99H57ZM91 98H92V97H91ZM91 98H89V99H91ZM119 98H120V96H119ZM122 98H123V97H122ZM140 98H141V97H140ZM148 98H149V97H148ZM52 99L54 100L55 97L52 98ZM56 99H55V100H56ZM87 99H88V98H87ZM98 99H100V98H98ZM107 99H109V98H107ZM111 99H113V98H111ZM116 99H117V98H115V100H116ZM209 99H210V98H209ZM66 100H67V99H66ZM70 100H71V99H70ZM102 100H103V99H102ZM120 100H121V98H120ZM130 100H131V99H130ZM152 100H153V99H152ZM216 100H218V99H216ZM216 100H215V101H216ZM226 100H227V99H225V101H226ZM100 101H101V99H100ZM122 101H123V100H122ZM127 101H128V100H127ZM149 101H150V99L148 100V102H149ZM155 101H156V100H155ZM155 101H154L153 103H155ZM210 101H211V100H210ZM223 101H224V100H223ZM228 101H229V97H228L227 102H228ZM96 102H97V101H96ZM106 102H107V101H106ZM125 102H126V101H125ZM130 102H131V101H130ZM130 102H129V103H130ZM150 102H151V101H150ZM150 102H149L148 105H150ZM164 102H165V101H162V102H160V103H164ZM70 103H71V102H70ZM75 103H76V102H75ZM119 103H120V101H119ZM119 103H118V104H119ZM127 103H128V102H127ZM131 103H132V102H131ZM206 103H207V102H206ZM208 103H209V101H208ZM221 103H222V101H221ZM79 104H80V103H79ZM93 104H94V103H92V107H93ZM123 104H124V102H123ZM165 104H166V103H165ZM209 104H210V103H209ZM225 104H227V103H225ZM225 104L222 103L221 105L224 106V107L226 108ZM70 105H71V104H70ZM76 105H77V103H76ZM116 105H117V104H116ZM119 105H120V104H119ZM119 105H118V107H119ZM125 105H126V104H125ZM125 105H124V106H125ZM159 105H160V104H158V106H159ZM161 105H162V104H161ZM167 105H168V104H167ZM229 105H231V104H228V106H229ZM96 106H97V105H96ZM96 106H95V107H96ZM114 106H115V105H114ZM124 106H123V108H124ZM217 106H218V104H217ZM75 107H77V106H75ZM75 107H74V108H75ZM116 107H117V106H116ZM152 107H153V106H152ZM203 107H204V106H203ZM230 107H227V108H230ZM156 108H157V106H156ZM158 108H159V107H158ZM160 108H161V109H160L161 111H162L163 109L165 110V106L163 107V105L160 106ZM206 108H207V107H206ZM89 109H90V105H89ZM89 109H88V110H89ZM95 109H96V108H95ZM100 109H101V108H100ZM119 109H120V107H119ZM146 109H147V108H146ZM169 109H170V107H169ZM222 109H224V108L222 107ZM65 110H66V109H65ZM92 110H93V109H92ZM109 110H110V109H109ZM113 110H114V107H113ZM226 110H227V109H226ZM228 110H229V109H228ZM81 111H82V110H81ZM93 111H94V110H93ZM96 111H97V110H96ZM96 111H95V112H96ZM100 111H101V110H100ZM107 111H108V110H107ZM120 111L122 112L121 109H120ZM157 111H158V110H157ZM157 111H156V112H157ZM165 111H167V110H165ZM206 111H207V110H206ZM206 111H204V112H206ZM89 112H91V111H89ZM89 112H88V113H89ZM117 112H118V111H117ZM121 112H120V114H122ZM163 112H164V111H163ZM81 113H82V112H81ZM81 113H79V115H81ZM86 113H87V112H86ZM107 113H108V112H107ZM139 113H140V112H139ZM206 113H207V112H206ZM22 114H23V113H22ZM74 114H75V113H74ZM77 114H78V113H77ZM77 114H75V115H77ZM120 114H119V119L121 120L120 117H122V116H120ZM123 114H124V113H123ZM123 114H122V115H123ZM140 114H141V113H140ZM140 114H139V115H140ZM161 114H162V113H161ZM166 114H167V113H166ZM216 114H217V113H216ZM72 115H73V114H72ZM142 115H144V114H142ZM167 115H168V114H167ZM221 115H222V114H221ZM38 116H39V115H38ZM113 116H114V115H113ZM116 116H117V115H116ZM159 116H160L161 118L163 117V115H159ZM164 116H165V115H164ZM225 116H226V115H225ZM34 117H35V116H34ZM39 117H40V116H39ZM43 117H44V116H43ZM45 117H46V116H45ZM114 117H115V116H114ZM114 117H112V118L115 120ZM117 117H118V116H117ZM123 117H124V115H123ZM123 117H122V120H121V121H123ZM144 117H145V116H144ZM166 117H167V116H166ZM221 117H222V116H221ZM7 118H9V117L7 116ZM19 118H20V117H19ZM36 118H37V117H36ZM46 118H48V117H46ZM92 118H93V117H92ZM168 118H169V117H168ZM34 119H35V118H34ZM39 119L42 120V118H38L37 120H39ZM89 119H90V118H89ZM117 119H118V118H117ZM119 119H118V121H120ZM136 119H137V118H136ZM164 119H165V118H164ZM164 119H162V120H164ZM263 119H264V118H263ZM1 120H2V119H1ZM3 120H4V119H3ZM5 120H6V119H5ZM43 120H46V119L43 118ZM47 120H48V119H47ZM47 120H46V121H47ZM82 120H83V119H82ZM82 120H81V123H84L85 120H83V121H82ZM96 120H97V119H96ZM96 120H94V121H96ZM110 120H112V119L110 118ZM165 120H167V119H165ZM225 120H226V119H225ZM225 120H224V121H225ZM258 120H259V121H258ZM58 121H59V120H58ZM78 121H79V120H78ZM87 121H88V120H87ZM104 121H105V120H104ZM126 121H127V119H126ZM156 121H157V120H156ZM168 121H169V120H168ZM228 121H227V122H228ZM262 121H263V120H262ZM22 122H24V121H22ZM59 122H60V121H59ZM71 122H72V121H71ZM74 122H76V120H75ZM88 122H92V121H88ZM106 122H107V121H106ZM112 122H113V120H112ZM112 122H111V123H112ZM115 122H116V121H115ZM153 122H154V121H153ZM157 122H158V121H157ZM200 122H201V121H200ZM48 123H49V121L47 122V124H46V123H45V124L48 125V127H50V125H51L52 123H51L50 125H49ZM79 123H80V122H79ZM94 123H95V122H94ZM32 124L35 126L34 122H32ZM38 124H40V123H38ZM41 124H42V123H41ZM53 124H54V123H53ZM56 124H58V123H56ZM68 124H69V122H68ZM87 124H89V123H87ZM92 124H93V123H92ZM108 124H110V123H108ZM116 124H118V123H116ZM252 124H253V123H252ZM1 125H2V124H1ZM7 125H8V124H7ZM21 125H22V124H21ZM21 125H20V126H21ZM24 125H25V124H24ZM58 125H59V124H58ZM76 125H77V124H76ZM84 125H85V123H84ZM93 125H95V124H93ZM93 125H92V126H93ZM102 125H103V124H102ZM213 125H214V124H213ZM28 126H29V125H28ZM28 126H27V127H28ZM30 126H31V125H30ZM44 126H45V125H44ZM59 126H60V125H59ZM68 126H69V125H68ZM78 126H80V124H78ZM82 126H83V125H82ZM220 126H222V125L220 124ZM13 127H15V126H13ZM52 127H54V126H52ZM52 127H51V128H52ZM55 127H56V126H55ZM86 127H87V126H86ZM108 127H109V126H108ZM218 127H219V126H218ZM21 128H22V126H21ZM28 128H32V127H28ZM34 128H35V130H36V127H34ZM160 128H161V127H160ZM211 128H213V127H211ZM223 128H224V127H223ZM24 129H26V128H24ZM55 129H56V128H55ZM55 129H54V130H55ZM107 129H108V128H107ZM252 129H253V131H254L255 128H252ZM28 130H29V129H28ZM33 130H34V129H33ZM35 130H34V131H31V129H30L29 131H24V132H26L25 134H27V135H25L24 133H22L23 129H22V131L19 130V131H21V135H20L19 137L22 139V137L24 136V137H26V139H27L28 133H29V132H31V133H32V132H35ZM51 130H53V129H51ZM73 130L76 131V129H73ZM80 130H81V129H80ZM99 130H100V129H99ZM110 130H112L111 127H110ZM161 130H162V129H161ZM161 130H160V131H161ZM163 130H165V129H163ZM259 130H261V129L259 128ZM259 130H258V131H259ZM43 131H44V130H43ZM47 131L49 132V130H47ZM70 131H72V130L69 129V132H70ZM81 131H82V130H81ZM83 131H84V130H83ZM83 131H82V132H83ZM86 131H87V130H86ZM145 131H146V130H145ZM167 131H168V130H167ZM210 131H211V130H210ZM218 131H219V130H218ZM51 132H52V131H51ZM51 132H50V133H51ZM61 132H62V131H61ZM64 132H65V130H64ZM97 132H98V131H97ZM97 132H96V133H97ZM109 132H110V131H109ZM109 132H108L107 135H109ZM112 132H113V136H112V133H110V135L112 136V139H113V137H114V131H112ZM116 132H117V131H116ZM122 132H123V129H122ZM162 132H163V131H162ZM165 132H166V131H165ZM216 132H217V131H216ZM255 132H256V130H255ZM263 132H264V131H263ZM13 133H14V132H13ZM16 133H17V132H16ZM53 133H54V131H53ZM53 133L51 134V137H53V136H52V135H54ZM80 133H81V132H80ZM84 133H85V132H84ZM117 133H118V132H117ZM166 133H167V132H166ZM226 133H224V134H226ZM250 133H251V132H250ZM253 133H254V132H253ZM259 133H260V132H259ZM8 134H10V133H8ZM18 134H19V133H18ZM23 134H24V135H23ZM38 134H39V133H38ZM60 134H61V133H60ZM70 134H71V132L69 133V136H70ZM75 134H77V131L75 132ZM82 134H83V133H82ZM82 134H81V135H82ZM162 134H163V133H162ZM164 134H165V133H164ZM220 134H221V133H220ZM220 134H219V135H220ZM222 134H223V133H222ZM224 134H223V135H224ZM251 134H252V133H251ZM29 135H30V134H29ZM31 135H33V133H32ZM31 135H30V136H31ZM40 135H41V133H40ZM46 135H49V137L46 136ZM55 135H56V132H55ZM77 135H79V134H77ZM89 135H90V134H89ZM93 135H95V134H93ZM99 135H100V134H99ZM110 135H109V136H110ZM116 135H119V134H116ZM124 135H125V134H124ZM134 135H135V134H134ZM134 135H133V136H134ZM196 135H197V134H196ZM215 135H216V134H215ZM217 135H218V134H217ZM254 135H255V134H254ZM4 136H5V135H4ZM21 136H22V137H21ZM42 136H43V135H42ZM45 136L48 137V138H46V137H44V136H43V138H46V139H50V138H51V137H50V134L47 133V132H46ZM74 136H75V135H74ZM83 136H86V134L83 135ZM83 136H81V137L83 138ZM87 136H88V134H87ZM87 136H86V137H87ZM162 136H164V135H162ZM166 136H167V135H166ZM13 137H15V133H14V136H13ZM24 137H23V138H24ZM31 137H32V136H31ZM33 137H34V136H33ZM37 137H38V135H37ZM71 137H72V136H70V138H71ZM76 137H78V136H75V138H76ZM94 137H95V136H94ZM146 137H147V136H146ZM171 137H172V136H171ZM219 137H220V136H219ZM262 137H263V135H262ZM9 138H10V143H12V146H13V143H14V142H11V139H12L11 136H9ZM9 138H7L8 142H9ZM57 138H58V136H57ZM62 138H63V137H62ZM78 138L80 139V137H78ZM84 138H85V137H84ZM90 138H91V136H90ZM108 138H111V137H107L106 139L108 140ZM119 138H121V137L119 136ZM119 138H118V139H119ZM125 138H126V137H125ZM137 138H138V136H137ZM139 138H140V136H139ZM143 138H144V136H143ZM159 138H160V137H159ZM222 138H223V136H222ZM5 139H6V138H5ZM26 139H25V140H26ZM53 139H54V140H53ZM53 139L51 138L50 140H52V141H54V142H55V140L57 141V139H55V137H54ZM72 139H73V138H72ZM76 139H77V138H76ZM112 139H111V140H112ZM114 139H116V138L114 137ZM122 139H123V138H122ZM135 139H136V138H135ZM149 139H153V138H150V137H149ZM167 139H168V138H167ZM207 139H208V138H207ZM15 140H16V139H14V141H15ZM17 140L19 141V138H18ZM33 140H34V139H33ZM92 140L95 141L94 139H92ZM92 140H91V141H92ZM101 140H102V137H101ZM109 140H110V139H109ZM111 140H110V141H111ZM141 140H142V139H141ZM216 140H218V138H217ZM221 140H222V139H221ZM0 141H1V140H0ZM12 141H13V140H12ZM20 141L23 142L22 140H20ZM20 141H19V142H20ZM46 141H47V140H46ZM46 141H45V142H46ZM74 141L76 142V140H74ZM86 141H87V140H86ZM110 141H109V142H110ZM112 141H113V143H114L116 140H115V141L112 140ZM117 141H118V140H117ZM121 141H122V140H120V142H121ZM128 141H129V140H128ZM132 141H133V139H132ZM137 141H138V140H137ZM137 141H136V143H137ZM139 141H140V140H139ZM143 141H144V140H143ZM209 141H210V140H209ZM21 142H20V143H21ZM54 142H53V143H54ZM58 142H59V141H57V142H55V143H58ZM63 142H64V141H63ZM63 142H62V143H63ZM71 142H73V141H71ZM78 142H81V141H78ZM78 142H77V143H78ZM82 142H83V139H82ZM106 142H107V141H106ZM109 142H108V143H109ZM124 142H125V141H124ZM141 142H142V141H141ZM223 142H224V141H223ZM16 143H17V142H16ZM24 143H26V141H25ZM39 143H40V142H39ZM43 143H44V141H43ZM100 143H102V141H101ZM142 143H143V142H142ZM142 143H141V144H142ZM219 143H221V142H219ZM21 144H22V143H21ZM26 144H27V143H26ZM26 144H25V145H26ZM31 144H32V143H31ZM34 144H35V142H34ZM40 144H41V143H40ZM40 144H38V145H40ZM47 144H48V142H47ZM47 144H46V143L44 144L46 150H48ZM49 144H50V143H49ZM49 144H48V145H49ZM64 144H65V143H64ZM82 144H83V143H82ZM103 144H105V143H103ZM103 144H102V145H103ZM114 144H115V143H114ZM212 144H213V142H212ZM224 144H225V143H224ZM28 145H30V144H28ZM44 145H43V147H42V146H39L38 149L40 148V150L42 151L41 148H44ZM50 145H51V144H50ZM62 145H63V144H62ZM117 145L120 146V144H117ZM117 145H116V146L114 145V146L117 147ZM127 145H128V143H127ZM137 145H138V144H137ZM137 145H136V146H137ZM218 145H220V144H218ZM3 146H4V145H3ZM15 146H17V145H15ZM20 146H21V145H20ZM20 146H19V147H20ZM26 146H27V145H26ZM26 146H25V147H26ZM31 146H32V145H31ZM31 146H30V147H31ZM59 146H60V145L58 144L57 147H58V149H60V150H59V152H57V153H58L57 155H59V154H60V155H61V154L63 155V153L65 154V153H66V151H65L66 149L61 150V148H63V147L65 148L66 146H64V145L61 146V147H59ZM73 146H74V145H73ZM75 146H76V145H75ZM75 146H74V147H75ZM80 146H82V145H80ZM85 146H86V145H85ZM85 146H84V147H85ZM94 146H95V145H94ZM134 146H135V145H134ZM213 146H215L214 148H216V145H215V144H214ZM8 147H9V146H8ZM8 147H6V149H7ZM10 147H11V146H10ZM17 147H18V146H17ZM17 147H16V148H17ZM21 147H24V144H23ZM27 147H28V146H27ZM53 147H54V146H53ZM74 147H73V148H74ZM82 147H83V146H82ZM86 147H87V146H86ZM86 147H85V148H86ZM92 147H93V145H92ZM103 147H104V146H103ZM115 147H113V148H115ZM145 147H146V146H145ZM149 147H150V146H149ZM220 147H221V146H220ZM220 147H219V148H220ZM253 147H254V146H253ZM16 148H15V149H16ZM33 148H34V146H33ZM35 148H36V147H35ZM50 148H51V149H50ZM50 148H49V149H50L49 152H51V150H52V147H51V146H50ZM85 148H84V149H85ZM87 148H88V147H87ZM104 148H106V147H104ZM117 148H118V147H117ZM0 149H1V147H0ZM23 149H24V148H23ZM54 149H55V148H53V150H54ZM74 149H75V148H74ZM84 149H83V150H84ZM106 149H107V148H106ZM108 149H110V147H109ZM220 149H221V148H220ZM220 149H219V150H220ZM3 150H4V147H3ZM11 150H12V149H11ZM13 150H14V147H13ZM16 150H18V149H16ZM20 150H21V148H20ZM30 150H34V149L31 148ZM46 150H44V152H45ZM53 150H52V151H53ZM55 150H56V149H55ZM76 150H77V148H76ZM81 150H82V148H81ZM87 150H88V149H87ZM87 150H86V151H87ZM92 150H93V149H92ZM98 150H99V149H98ZM100 150H101V149H100ZM103 150H104V149H103ZM110 150H111V149H110ZM110 150H109V151H110ZM113 150H114V149H113ZM113 150H112V151H113ZM219 150H217V151H219ZM6 151H7V150H6ZM6 151H5V152H6ZM14 151H15V150H14ZM25 151H26V150H25ZM27 151H28V150H27ZM34 151H36V150H34ZM34 151H31V152H34ZM38 151H39V150H38ZM38 151H36V152H37V155H38ZM41 151H39L40 153H39L38 156H40ZM57 151H58V150H57ZM60 151H62V153H61ZM64 151H65V152H64ZM79 151H80V150H79ZM79 151H77V152H79ZM105 151H107V150H105ZM109 151H108V153H110ZM224 151H225V148H224ZM224 151H223V153H224ZM7 152H8V151H7ZM42 152H43V151H42ZM49 152H48V153H49ZM54 152H55V151H53V153H54ZM72 152H73V151H72ZM81 152H82V151H81ZM81 152H80V153H81ZM87 152H91V150H90V151H87ZM93 152H94V151H93ZM101 152H102V151H101ZM101 152H100V153H101ZM1 153H2V152H1ZM19 153H20V152H19ZM26 153H27V152H26ZM34 153H35V152H34ZM45 153H46V152H45ZM45 153H44V155H46ZM55 153H56V152H55ZM84 153L86 154L85 150H84ZM100 153H97V154L100 155ZM218 153H219V152H218ZM225 153H226V151H225ZM7 154H8V153H7ZM22 154H23V153L21 152V153H20V156H21ZM35 154H36V153H35ZM69 154H70V153H69ZM102 154H104V153H102ZM112 154H113V152H112ZM253 154H254V155H253ZM0 155H1V154H0ZM4 155H5V153H4ZM4 155H3V156H4ZM24 155H25V153H24ZM26 155H27V154H26ZM47 155H48V154H47ZM53 155H54V154H52V156H53ZM62 155H61V156H62ZM65 155H66V154H65ZM72 155H73V154H72ZM94 155H95V152H94ZM105 155H106V152H105ZM105 155H104V156H105ZM108 155H109V156H107V155H106V156H107L108 159H109L111 155H110V154H108ZM219 155H220V154H219ZM17 156L20 157L19 155H17ZM42 156H43V154H42ZM52 156L49 155L50 159H52ZM55 156H56V154L54 155L53 159L55 158ZM67 156H68V154H67ZM78 156H79V155H78ZM80 156H81V155H80ZM86 156H87V155H86ZM92 156H93V154H92ZM104 156H102V157H104ZM210 156H212V155H209V157H210ZM215 156H217V155H215ZM215 156L213 155V157H215ZM235 156H236V157H235ZM24 157H25V156H24ZM46 157H48V156H46ZM65 157H66V156H65ZM71 157H72L71 159L75 158V154H74V157H73V156H71ZM94 157H95V156H94ZM146 157H147V155H146ZM202 157H203V155H202ZM209 157H208V158H209ZM219 157H221V156H219ZM219 157H218V159H219ZM242 157H241V158H242ZM43 158H44V157H43ZM57 158H58V157L56 156V160H57ZM62 158H64V156H62ZM82 158H83V157L81 156V159H82ZM96 158H98V157H96ZM100 158H101V157H100ZM100 158H99L98 160H100ZM151 158H152V157H151ZM160 158H161V157H160ZM210 158H212V157H210ZM18 159H19V158H18ZM22 159L24 160V158H22V156H21V160H22ZM45 159H47V158H45ZM45 159H44V160H45ZM66 159H67V158H66ZM76 159L79 161V159L77 158V156H76ZM76 159H75V160H76ZM110 159L112 160V158H110ZM143 159H146V158H143ZM149 159H150V158H149ZM164 159H165V158H164ZM206 159H207V158H206ZM212 159H213V158H212ZM220 159H221V158H220ZM239 159H240V158H239ZM242 159H243V158H242ZM5 160H6V159H5ZM15 160H16V158H15ZM21 160H20V161H21ZM40 160H41V159H40ZM47 160H48V159H47ZM47 160H46V161H47ZM59 160L61 161V158H59ZM59 160H57V162H59ZM63 160H64V159H63ZM63 160H62V161H63ZM68 160H69V158H68ZM68 160H67V161H68ZM77 160H76V161H77ZM94 160H95V159H94ZM105 160H107V159L105 158ZM105 160H104V161H105ZM111 160H109V161H111ZM120 160H121V159H120ZM151 160H152V159H151ZM155 160H156V159H155ZM157 160H159V159H157ZM213 160H214V159H213ZM10 161H11V160H10ZM17 161H18V160H17ZM20 161H19V162H20ZM46 161H43V162H46ZM62 161H61V162H62ZM67 161L65 160L66 163H67ZM73 161H74V160H73ZM78 161H77V162H78ZM101 161H102V159H101ZM109 161L107 160L108 163L105 161L106 164H107V168H108V166H109V164H110ZM131 161H132V160H131ZM149 161H150V160H149ZM215 161H216V159H215ZM217 161H219V163L221 164V161H220V160H217ZM227 161H228V160H227ZM227 161H226V162H227ZM238 161H239V160H238ZM240 161H241V160H240ZM6 162H7V161H6ZM13 162H14V161H13ZM47 162L51 163L52 161H47ZM53 162H56V161H53ZM57 162H56V164H57ZM65 162H64V163H65ZM71 162H72V161H71ZM77 162L70 163V165H71V164H72V165H73V164H77V167H78V165L80 164V162H83V160H81V161L78 162V163H77ZM93 162H94V161H93ZM105 162H103V163H105ZM158 162H159V161H158ZM208 162H209V161H208ZM233 162H235V161H233ZM233 162H232V163H233ZM14 163H15V162H14ZM16 163H17V162H16ZM62 163H63V162H62ZM90 163H91V161H90ZM98 163H99V162H98ZM209 163H211V162H209ZM216 163H218V162H216ZM241 163H242V162H241ZM3 164H4V163H3ZM18 164H19V163H18ZM21 164H22V163H21ZM21 164H20V165H21ZM25 164H26V163H25ZM56 164H55V163H51L52 166H53V165H56ZM59 164L61 165V163H58V166H60ZM85 164H86V163H85ZM93 164H94V163H93ZM93 164L91 163L90 165L92 166ZM148 164H149V162H148ZM220 164H218V165H220ZM242 164H243V163H242ZM251 164H253V165H251ZM10 165H11V162H10ZM47 165H48V164H47ZM63 165H65V164H63ZM66 165H67V164H66ZM72 165H71V167H73V168L76 166V165H75V166H74V165L72 166ZM99 165H100V164H99ZM101 165H102V164H101ZM101 165H100V166H101ZM150 165H152V164L150 163ZM150 165H149V166H150ZM160 165H162V164H160ZM208 165H209V164H208ZM210 165H211V164H210ZM214 165H215V164H214ZM218 165H217V166H218ZM227 165H228V164H227ZM235 165H237V167H240V166H238V165H240V164H239V162L237 163V160H236V164H235ZM249 165H251V167H250ZM6 166L8 167V165H6ZM14 166H15V165H14ZM22 166L25 167L24 164H22ZM28 166H29V165H28ZM38 166H39V165H38ZM52 166H51V167H52ZM58 166H57L55 169H58V168H59ZM79 166H81V165H79ZM105 166H106V165H105ZM154 166H155V164H153V169H154V168H157V167H154ZM211 166H213V164H212ZM220 166H221V165H220ZM24 167H23V169H25ZM26 167H27V166H26ZM31 167H32V166H31ZM31 167L29 166V170H30ZM34 167H35V165H34ZM49 167H50V164H49ZM51 167H50V168H51ZM62 167H63V166H61V168H62ZM65 167H66V166H65ZM89 167H90V166H89ZM97 167H98V166H97ZM151 167H152V166H151ZM159 167H160V166H159ZM161 167L164 168V166H161ZM222 167H223V166H222ZM222 167H221V168H222ZM245 167H246V166H245ZM247 167H246L245 169H247ZM12 168H13V164H12ZM16 168H17V167H16ZM52 168H54V166H53ZM73 168L70 169V170H73ZM75 168H76V167H75ZM90 168H91V167H90ZM92 168H93V167H92ZM162 168H160V169H162ZM211 168H212V167H211ZM213 168H214V166H213ZM217 168H218V167H217ZM221 168H220V169H221ZM249 168H248V169H249ZM32 169H33V168H32ZM34 169H35V168H34ZM38 169L40 170V167H39ZM38 169H37V171H38ZM46 169H47V167H46ZM46 169H45V172H47ZM62 169L64 170L65 168L63 167ZM76 169L78 170L79 167L76 168ZM167 169H168V168H167ZM198 169H199V168H198ZM215 169H216V168H215ZM220 169H218V170H220ZM227 169H228V168H227ZM252 169L255 170L256 167H255V168H252ZM9 170H10V169H9ZM19 170H22V169L20 168ZM27 170H28V168H26V172H27ZM29 170H28V172H29ZM41 170H43V169H41ZM47 170H48V169H47ZM50 170H51V169H50ZM50 170H49V171H50ZM77 170H76V171H77ZM80 170H81V167H80ZM154 170H155V169H154ZM169 170H171V168H169ZM203 170H204V169H203ZM222 170H223V169H222ZM224 170H225V169H224ZM239 170H240V169H239ZM16 171H17V170H16ZM34 171H35V170H33V172H34ZM49 171H48V172H49ZM74 171H75V170H73V172H72V171H71V172L74 173ZM106 171H108V170H106ZM165 171H167V170H165ZM226 171H227V170H226ZM241 171H242V170H241ZM246 171H247V170H246ZM22 172H23V174H24L25 171L23 170ZM28 172L25 173V175L31 173V171H30L29 173H28ZM42 172H43V171H41V173H42ZM48 172H47V173H48ZM78 172H79V171H78ZM93 172H94V171H93ZM161 172H162V171H161ZM202 172H203V171H202ZM248 172H249V170H248ZM254 172H255V171H254ZM8 173H9V171H8ZM11 173H12V172H11ZM47 173H46V175H48ZM49 173H50V177H51V178L49 177V179H53V178H54V181H55V180H56L55 178H57V180L55 181V182L57 183L58 180H59V179H58L59 177H57V176H55V175H57L58 173H57V174H56V173L54 174V172H53L54 175H53L51 172H49ZM76 173H77V172H76ZM89 173H90V172H89ZM159 173H160V172H159ZM233 173H235V172H233ZM4 174H5V173H4ZM33 174H34V173H33ZM51 174H52V176H54L53 178H52ZM79 174H80V173H79ZM79 174H78V175H79ZM99 174H101V173H99ZM215 174H218V173H215ZM219 174H220V173H219ZM251 174H252V176L255 175V174H253V172H251ZM5 175H6V174H5ZM5 175H4V176H5ZM20 175H21V177H22V173H20ZM25 175H24L23 177H25ZM30 175H31V174H30ZM39 175H40V174H39ZM42 175H43V176H40V177H42V178L46 177V175L44 176V172H43ZM62 175H63V174H62ZM125 175H126V174H125ZM134 175H135V174H134ZM171 175H173V174H171ZM206 175H208V174H206ZM246 175H247V174H246ZM256 175H257V174H256ZM6 176H7V175H6ZM10 176H13V175H10ZM10 176H9V177H10ZM14 176H15V177H14ZM14 176H13V178H16V177H17L16 174H15ZM28 176H29V175H28ZM31 176H32V175H31ZM33 176H34V175H33ZM48 176H49V175H48ZM48 176H47V177H48ZM58 176H60V175H58ZM71 176H72V175H71ZM89 176H90V175H89ZM105 176H106V175H105ZM138 176H139V175H138ZM169 176H170V175H169ZM233 176H235V174H233ZM238 176H239V175H238ZM238 176H237V177H234L233 180L236 181L235 183H236V188H237L236 190H237V191H238V190L240 189V187L242 186L241 189H240V191H241V190H244V186H248L249 184H248V185H244V183L242 184V182H243L242 180H241V181H237L238 179H240V178H238ZM9 177H8V178H9ZM21 177H20L19 179H17V180H20ZM29 177H30V176H29ZM93 177H94V176H93ZM101 177H102V176H101ZM121 177H122V176H121ZM202 177H203V176H202ZM207 177H208V176H207ZM216 177H218V176H216ZM219 177H221V176L219 175ZM225 177L227 178V176H225V174H224V179H225ZM239 177H240V176H239ZM246 177H248V176H246ZM246 177H245V178H246ZM249 177H250V176H249ZM254 177H256V176H254ZM259 177H260V172H259L258 176L256 177L257 180H258ZM8 178L6 177V179H8ZM33 178H34V177H33ZM36 178H38V177H36ZM64 178H65V177H64ZM71 178L73 179V177H71ZM103 178H104V177H103ZM141 178H142V177H140V179H141ZM203 178H204V177H203ZM10 179H11V178H10ZM26 179H27V176H26ZM44 179H48V178H44ZM65 179H66V178H65ZM97 179H98V178H97ZM105 179H107V177H106ZM105 179H104V180H105ZM143 179H144V178H143ZM147 179H148V178H147ZM220 179H221V178H220ZM220 179H219V180H220ZM224 179H223V180H224ZM235 179H237V180H235ZM241 179L245 180L244 177H243V178L241 177ZM0 180H1V179H0ZM3 180H4V178H3ZM3 180H2V181H3ZM22 180L25 181V178L21 179V181H22ZM60 180H61V179H60ZM63 180H64V179H63ZM66 180H67V179H66ZM161 180H162V179H161ZM170 180H171V179H170ZM204 180H205V179H204ZM219 180L217 179V181H219ZM221 180H222V179H221ZM221 180H220V182H221ZM246 180H249V179L246 178ZM15 181H16V180H15ZM26 181H28V180H26ZM26 181H25V183H26ZM45 181H46V180H44V182H45ZM49 181H50V180H49ZM98 181H99V180H98ZM136 181H137V180H136ZM143 181H145V180H143ZM148 181L151 182V180H147V182H148ZM174 181H175V179H174ZM226 181H227V180H226ZM249 181H250V180H249ZM4 182H6V181H4ZM22 182H23V181H22ZM50 182L53 183V180L50 181ZM105 182H106V180H105ZM107 182H108V181H107ZM115 182H116V181H115ZM117 182H118V181H117ZM117 182H116V183H117ZM122 182H123V181H122ZM149 182L146 183V184L149 185ZM156 182H157V181H156ZM203 182H206V184H207V179H206V181H203ZM220 182H218V183H216V184H219ZM222 182H225V181H222ZM227 182H228V181H227ZM230 182H231V181H230ZM251 182H253V180H252ZM257 182H258V181H257ZM2 183H3V182H2ZM20 183H21V182H20ZM38 183H39V182H37V183H35V184L37 185ZM45 183H48V181L45 182ZM51 183H50V184H51ZM56 183H53V184L55 185ZM71 183H72V182H71ZM152 183H153V182H151V184H152ZM165 183H166V182H165ZM208 183H209V182H208ZM237 183H238V184H242V185H238ZM255 183H256V182H255ZM21 184H23V183H21ZM35 184H34V185H35ZM42 184H44L43 181H42ZM53 184H51L50 186L52 187ZM60 184H61V186H62V180H61V183H60ZM60 184H59V185H60ZM63 184H64V183H63ZM98 184H99V183H98ZM101 184H102V183H101ZM111 184H112V183H111ZM134 184H136V183H134ZM160 184H161V186H162V183H160ZM177 184H178V183H177ZM257 184H258V183H256V185H253V186L250 185V186H252V187L250 188V189H251V192H253L255 195H256V193H258V186H257ZM10 185H11V184H10ZM28 185H29V184H28ZM36 185H35L34 187H36ZM38 185H39V184H38ZM40 185H41V184H40ZM40 185H39V186H40ZM44 185H45V184H44ZM54 185H53V186H54ZM57 185H58V183H57ZM57 185L55 186L54 189L57 190V193H58V195H59V193H60V192H59V189H56V187H57V188H61V187H59V186H57ZM70 185H72V184H70ZM73 185H74V184H73ZM90 185H91V184H90ZM152 185L154 186V184H152ZM152 185H151V186H152ZM222 185H223V184H222ZM222 185L220 184L219 187H220V186L222 187ZM243 185H244V186H243ZM39 186H37V187H39ZM63 186H64V185H63ZM63 186H62V188H61L62 190L64 189ZM83 186H84V185H83ZM87 186H88V184H87ZM153 186H152V187H153ZM164 186H165V185H164ZM34 187H32V188H34ZM45 187H47V186H45ZM51 187H50V190H52V192H53V189H52L53 187H52V188H51ZM67 187H68V186H67ZM101 187H102V186L100 185L99 188H101ZM137 187H139V186H137ZM229 187H230V186H229ZM149 188H150V187H149ZM154 188H155V187H154ZM154 188H153V189H154ZM242 188H243V189H242ZM47 189H48V188H47ZM61 189H60V191H62ZM155 189H156V188H155ZM163 189H164V187H163ZM45 190H46V189H45ZM55 190H54V193H55ZM67 190H68V189H67ZM67 190H65V191H67ZM97 190H98V189H97ZM101 190H102V189H101ZM105 190H106V189H105ZM143 190H144V189H143ZM214 190H217V187H216ZM220 190H221V188H220L218 191H220ZM231 190H232V188H231ZM43 191H44V190H43ZM47 191H48V190H47ZM65 191L63 190V192H65ZM84 191H85V190H84ZM102 191L104 192V190H102ZM120 191H121V190H120ZM139 191H141V189H139ZM156 191H157V190H156ZM223 191H224V189H223ZM223 191H221V192L223 193ZM237 191H236V192H237ZM40 192H41V190H40ZM45 192H46V191H45ZM99 192H100V191H98L97 194H99ZM114 192H115V191H114ZM122 192H123V191H122ZM144 192H145V191H144ZM144 192H143V193H144ZM216 192H217V191H216ZM242 192H243V191H242ZM248 192H249V190H248ZM57 193H56V194H57ZM65 193H66V195H64ZM65 193H62V192H61V193H60V196H61V194H63V197H62V198H64V197H66V196L68 195V196H67V197H68V200H67L68 202L66 203V204H68L69 201L71 202V200H70L71 197H70L69 194H68V193H71V191L68 192V193H67V192H65ZM140 193H141V192H140ZM156 193H158V192H156ZM161 193H163V192L161 191ZM227 193H228V192H227ZM5 194H6V193H5ZM56 194H55V195H56ZM100 194H101V193H100ZM100 194H99V195H100ZM116 194H118V193H116ZM135 194H136V193H135ZM137 194H139V193L137 192ZM173 194H174V193H173ZM179 194H181V192H180ZM231 194H232V193H231ZM249 194H252V193H249ZM34 195H35V194H34ZM36 195H37V194H36ZM53 195H54V194H53ZM83 195H84V194H83ZM102 195H103V193H102ZM104 195H105V194H104ZM108 195H109V194H108ZM145 195H147V194L145 193ZM239 195H240V194H239ZM252 195H253V194H252ZM20 196H21V195H20ZM41 196H42V195H41ZM45 196H48V195H45ZM96 196H97V195H94V197H96ZM174 196H177V195L174 194ZM181 196H182V195H181ZM212 196H213V195H212ZM240 196H241V195H240ZM6 197H7V196H6ZM22 197H25V196H22ZM49 197H50V196H49ZM69 197H70V198H69ZM87 197H88V196H87ZM87 197H86V199H87ZM100 197H101V195H100ZM106 197H107V196H106ZM236 197H237V196H236ZM12 198H13V197H12ZM43 198H44V197H43ZM46 198H47V197H46ZM59 198H61V197H59ZM59 198H57V197L55 196V199H56V200H58ZM102 198L105 199L104 197H102ZM142 198H143V197H142ZM144 198H145V197H144ZM147 198H148V197H147ZM222 198H223V197H222ZM238 198H239V197H238ZM36 199H38V198H36ZM36 199H35V200H36ZM52 199H53V198H52ZM66 199H67V198H66ZM84 199H85V198H84ZM100 199H101V198H100ZM145 199H146V198H145ZM175 199H176V198H175ZM227 199H228V198H227ZM241 199H242V198H241ZM17 200H18V198H17ZM17 200H16V201H17ZM20 200H22V199L20 198ZM20 200L18 201V204H20V203H19ZM25 200H26V199H25ZM25 200H24V201H25ZM35 200H34V201H35ZM53 200H54V199H53ZM93 200H94V199H93ZM96 200H97V199H96ZM113 200H114V199H113ZM134 200H135V199H134ZM178 200L180 201V198H179ZM230 200H231V198H230ZM243 200H244V199H243ZM10 201H11V199H10ZM12 201H15V200H12ZM16 201H15V203H16ZM45 201H46V200H45ZM59 201H61V200L59 199ZM84 201H85V200H84ZM100 201H101V200H99V202H100ZM224 201H225V200H224ZM227 201H228V200H227ZM227 201H226V202H227ZM21 202H22V201H21ZM26 202H28V201H26ZM57 202H58V201H57ZM64 202H66V201H64ZM73 202H75V201H73ZM92 202H94V201H92ZM96 202H97L98 204H97ZM99 202H98V200H97V201H95L94 203H96L97 205H99V204H100ZM133 202L135 203V201H133ZM138 202H140V201H138ZM142 202H143V201H142ZM222 202H223V201H222ZM226 202H225V203H226ZM231 202L233 203L234 201H231ZM24 203H25V202H24ZM24 203H22V204H24ZM58 203H59V202H58ZM94 203H92V207H94V205H93ZM101 203H103V202H101ZM159 203H160V202H159ZM225 203H224V204H225ZM227 203H229V202H227ZM7 204H8V202H7ZM18 204H17V205L15 204V205L18 206ZM22 204H21V205H22ZM29 204H30V203H29ZM55 204H57V203H55ZM61 204L63 205L62 202H61ZM64 204H65V203H64ZM135 204H137V203H135ZM142 204H143V203H142ZM142 204H141V205L138 204V205H139L138 208H139L140 206H142ZM44 205H45V204H44ZM58 205L60 206V204H58ZM68 205H70V206H68V208H69V207H72V206H71V205H72L71 203L68 204ZM107 205H108V204H107ZM161 205H162V203H161ZM161 205H160V206H161ZM183 205H184V204H183ZM233 205H234V203H233ZM3 206H4V205H3ZM12 206H13V205H12ZM25 206H26V207H25ZM30 206H31V205H30ZM65 206H66V205H65ZM74 206H75V205H74ZM109 206H110V204H109ZM119 206H120V205H119ZM153 206H154V205H153ZM231 206H232V205H231ZM0 207H1V206H0ZM19 207H21V206H19ZM22 207H25L26 209H29V207L26 205V203H25V205H23ZM47 207H48V206H47ZM135 207H136V205H135ZM149 207H152V206L149 205ZM149 207H147L148 210L150 209ZM154 207H155V206H154ZM154 207H152V209H153ZM175 207H176V206H175ZM233 207H234V206H233ZM5 208H6V207H5ZM31 208H32V207H31ZM62 208L64 209V207H62ZM62 208H61V210H62ZM65 208H66V207H65ZM105 208H106V207H105ZM138 208H137V209H138ZM184 208H186V207L183 206V209H184ZM226 208H227V207H226ZM230 208H231V207H230ZM0 209H1V208H0ZM6 209H7V208H6ZM8 209H9V207H8ZM11 209H13V207L10 208V210H11ZM23 209H24V208H23ZM26 209H24V210H26ZM43 209H44V208H43ZM142 209H143V210H144V209L146 210V208L143 207V206H142ZM154 209H155V208H154ZM172 209H173V208H172ZM174 209L176 210V209H180V208L177 207V208H174ZM1 210H2V209H1ZM18 210H19V209H18ZM24 210H23V211H24ZM57 210H58V209H57ZM66 210H67V212L69 211V209H66ZM71 210H72V209H71ZM104 210H105V209H104ZM134 210H135V209H134ZM186 210H187V209H186ZM2 211H5V210H2ZM2 211H1V213L4 214V212H2ZM26 211L28 212V210H26ZM33 211H34V210H33ZM59 211H60V210H59ZM72 211H73V210H72ZM106 211H107V210H106ZM140 211H141V210H140ZM146 211H147V210H146ZM146 211H145V213L148 214V211H147V212H146ZM151 211H152V210H151ZM154 211H155V210H154ZM154 211H153V213H154ZM176 211H177V210H176ZM222 211H223V210H222ZM5 212H7V210H6ZM8 212H9V211H8ZM11 212H12V210H11ZM13 212H14V211H13ZM13 212H12V213H13ZM17 212H18V211H17ZM30 212H31V211H30ZM41 212H42V211H41ZM43 212H46V210H44ZM47 212H49V211H47ZM47 212H46V213H47ZM67 212H66V213H67ZM74 212H75V210H74ZM88 212H89V211H88ZM91 212H92V211H91ZM107 212H108V211H107ZM137 212H138V211H137ZM143 212H144V211H143ZM143 212H142V213H143ZM149 212H150V210H149ZM1 213H0V215H3V214H1ZM64 213H65V212H64ZM69 213H71V211H70ZM69 213H68L67 215H66V214L63 215V213H61V214L63 215L62 217L65 216V218H66V217L69 218V222H70V217H68ZM72 213H73V212H72ZM72 213H71V214H72ZM157 213H158V212H157ZM15 214H16V213L14 212V215H15ZM25 214H27V213L25 212ZM41 214H42V213H41ZM58 214H59V212H58ZM71 214H70V215H71ZM139 214H140V213H139ZM178 214H179V213H178ZM5 215H6V217H7V216H9L10 214H9V215H8V214H5ZM5 215H4V216H5ZM18 215H19V214H18ZM31 215H32V214H31ZM43 215H44V218H43V217H41V218H43V219L46 220V218H47L46 214H43ZM59 215H60V214H59ZM77 215H78V214H77ZM105 215H106V214H105ZM140 215H141V214H140ZM143 215H144V214H143ZM150 215H151V214H150ZM153 215H154V214H153ZM155 215H156V214H155ZM224 215H225V214H224ZM4 216H2V217L4 218ZM26 216H27V215H26ZM60 216H61V215H60ZM60 216H59V217H60ZM107 216H108V215H107ZM158 216H159V215H158ZM12 217H13V216H12ZM39 217H40V216H39ZM103 217H104V216H103ZM137 217H139V216L137 215ZM20 218H21V216H20ZM35 218H36V217H35ZM41 218H40V219H41ZM48 218H49V217H48ZM71 218H72V217H71ZM104 218H106V217H104ZM147 218H148V217H146L145 220H148V219H149V218H148V219H147ZM153 218H154V217H153ZM7 219H8V217H7ZM7 219H6V218L4 219L5 222H6V223H5V222H4V223H5V225H7L8 228H6V230H5L4 228H5L6 226H5V227H1V228H3L4 231H7V229H12V228H14V222H15V219H17V217H16V216H15V218L13 217L14 221L12 220V221H13L12 224H11V222H10L11 220H7ZM9 219H11L10 216H9ZM36 219H38V217H37ZM59 219H61V217H60ZM130 219H131V218H130ZM139 219H140V218H139ZM176 219H177V218H176ZM18 220H20V219H18ZM24 220H25V219H24ZM24 220L22 219V223H23ZM45 220H44V221H45ZM47 220H48V219H47ZM47 220H46V221H47ZM49 220H50V218H49ZM61 220H62V219H61ZM61 220H59V221H61ZM133 220H134L133 223H135V220H136L135 217L133 218ZM133 220H131V223H132ZM180 220H181V219H180ZM185 220H186V218H185ZM7 221L9 222V224H11L10 226L7 224ZM35 221H36V223H38L37 220H35ZM38 221H39V220H38ZM67 221H68V220H67ZM67 221L65 222V219H63V222H65V223H61V225H62V224H66ZM104 221H105V219H104ZM104 221H102V222H104ZM107 221H108V220H107ZM107 221H106V222H107ZM178 221H179V220H178ZM183 221H184V220H183ZM187 221H188V219H187ZM190 221H191V220L189 219V221H188V222H185L184 224H185V225H186L187 223L190 224V223H191ZM0 222H1V221H0ZM16 222H18V221L16 220ZM16 222H15V224H16ZM19 222H20V221H19ZM82 222H83V221H82ZM112 222H113V220H112ZM137 222H138V221H137ZM140 222H141V221H140ZM143 222H145V221L143 220ZM149 222H150V221H149ZM153 222L155 223V221H153ZM179 222H180V221H179ZM25 223H26V222H25ZM25 223H23L22 225L25 226ZM141 223H142V222H141ZM150 223H152V222H150ZM150 223H149V224H150ZM162 223H163V222H162ZM165 223H166V222H165ZM177 223H178V222H177ZM180 223H181V222H180ZM180 223H179V224H180ZM0 224L2 225V223H0ZM43 224H44V223H43ZM46 224H47V223H45V225H46ZM73 224H75V223L73 222ZM82 224H83V223H82ZM147 224H148V223H147ZM189 224H188V226H189ZM1 225H0V226H1ZM12 225H13V226H12ZM39 225H40V222H39ZM49 225H50V224H49ZM49 225H48V226H49ZM71 225H72V223H71ZM71 225H69V228H70ZM80 225H81V224H80ZM103 225H104V223H103ZM135 225H137L135 228H138V223H136ZM152 225H153V224L148 225V226H152ZM166 225H167V224H166ZM3 226H4V225H3ZM37 226H38V224H37ZM41 226L43 227V225H41ZM48 226H47V227H48ZM81 226H82V225H81ZM101 226H102V225H101ZM121 226H122V225H121ZM132 226L134 227V225H132ZM143 226H144V225H143ZM182 226H183V225H182ZM186 226H187V225H186ZM186 226H184L183 228H186ZM9 227H12V228H9ZM22 227H23V226H22ZM25 227H26V226H25ZM27 227H28V225H27ZM27 227H26V228H27ZM67 227H68V226H67ZM128 227H129V226H128ZM130 227H131V226H130ZM140 227H141V226H140ZM144 227H145V226H144ZM144 227H142L141 229L144 230ZM153 227H154V226H153ZM158 227H160V226H158ZM163 227H164V226H163ZM15 228H18V229L16 230V232H18V230H20L18 226H17V227L15 226ZM36 228H37V227H36ZM74 228H75V226H74ZM83 228H84V227H83ZM103 228H104V227H103ZM165 228L167 229V228H169V227H165ZM181 228H182V227H181ZM28 229H30V228H27V231H28V232L26 231V233H27V234L29 233V235H30L31 238L34 237V236L36 235V233H35V235L31 236L33 232H32V231L29 232ZM43 229H45V228L43 227ZM43 229H42V228H39V230H42V231H43ZM126 229H127V228H126ZM126 229H125V230H126ZM131 229H132V228H131ZM141 229H138V230L141 231ZM146 229H148V228H146ZM0 230H1V229H0ZM50 230H52V228H51ZM116 230H118V229H116ZM128 230H129V229H128ZM135 230H137V229H135ZM138 230H137V231H138ZM152 230H153V229H152ZM183 230H184V229H183ZM4 231H3L2 233H4ZM8 231H9V230H8ZM10 231H11V230H10ZM13 231H14V229H12L11 232H13ZM23 231H24V230H23ZM47 231H48V229H47ZM87 231H89V230H88V226H87ZM140 231H139V232H140ZM146 231H147V230H146ZM164 231H165V229H164ZM171 231H172V230H171ZM196 231H197V230H196ZM19 232H20V231H19ZM31 232H32V233H31ZM49 232H50V231H49ZM99 232H100V231H99ZM139 232H137V233H139ZM165 232H166V231H165ZM187 232H188V230H187ZM194 232H195V231H194ZM204 232H205V231H204ZM6 233H7V232H5L4 234H2V236H6V237H7V235H5ZM8 233H10V232H8ZM51 233H52V232H51ZM53 233H54V232H53ZM88 233H89V232H88ZM106 233H107V232H106ZM142 233H144V232H142ZM184 233L186 234V232H184ZM189 233H191V232H189ZM189 233H187L186 236L189 235ZM192 233H193V232H192ZM10 234L13 235V233H10ZM10 234H9V235H10ZM16 234H17V233H15L14 235H16ZM21 234H22V232H21ZM48 234H50V233H48ZM140 234H141V233H140ZM144 234H145V233H144ZM148 234H149V233H148ZM150 234H151V233H150ZM166 234H167V233H166ZM9 235H8V236H9ZM29 235H28V236H29ZM52 235H53V234H52ZM98 235H99V234H98ZM116 235H117V234H116ZM120 235H121V233H120ZM123 235H125V234H123ZM146 235H147V234H146ZM0 236H1V235H0ZM10 236H11V235H10ZM18 236H19V235H18ZM21 236H24V235H21ZM21 236H20V237H21ZM26 236H27V235H26ZM36 236H37V235H36ZM99 236H101V235H99ZM132 236H133V234H132ZM132 236H131V237H132ZM134 236H135V235H134ZM147 236H148V235H147ZM154 236H155V235H154ZM166 236H167V235H166ZM20 237H19V238H20ZM48 237H51V235L48 236ZM60 237H62V236H60ZM97 237H98V236H97ZM123 237H124V236H123ZM131 237H130V235H129L128 237H126L127 239L129 238V239H128V243H129V240L131 239ZM144 237H145V236H144ZM13 238H17V237H13ZM13 238H12V239H13ZM19 238H17L16 241H17ZM21 238H23V237H21ZM35 238H36L37 240H39V239H38V236L35 237ZM51 238H52V237H51ZM51 238H50L49 241L52 240ZM55 238H56V235H55ZM57 238H58V237H57ZM57 238H56V239H57ZM136 238H137V236H136ZM136 238L134 237L133 239H136ZM167 238H169V237H167ZM167 238H166V239H167ZM170 238H171V236H170ZM0 239H1V240H2V239L4 240V239H6V238L2 237V238H0ZM23 239H24V240H23ZM23 239H22V241H27V242H28L27 238H26V240H25V237H24ZM28 239H30V238H28ZM33 239H34V238H33ZM56 239H55V241H57ZM97 239H98V238H97ZM102 239H103V238H102ZM174 239H176V238H174ZM1 240H0V242H1ZM3 240H2V241H3ZM14 240H15V239H13V241H14ZM30 240H31V241H34V240H32V239H30ZM60 240H61V238H60ZM109 240H110V239H109ZM115 240H117V239L115 238ZM123 240H124V239H123ZM139 240H140V239H139ZM152 240H153V239H151V241H152ZM167 240H168V239H167ZM10 241H12V240H10ZM22 241H21V242H22ZM31 241H30V242H31ZM39 241H40V240H39ZM52 241H53V240H52ZM55 241H54V242H55ZM62 241H63V240H62ZM65 241H67V239H66ZM130 241H131V240H130ZM137 241H138V238H137ZM140 241H141V240H140ZM140 241H139V242H140ZM142 241L145 242L144 240H142ZM149 241H150V240H149ZM21 242L17 243V245H16V244L14 245V247H15V246L17 247V250H18V247H19V246H21L22 244H26L25 242H24V243L22 242V244H21ZM30 242H28V243H29L28 245H30ZM34 242H36V241H34ZM57 242H58V241H57ZM125 242H127V241H125ZM132 242H134V241H132ZM41 243L43 244V242H41ZM174 243H175V242H174ZM12 244H13V243H12ZM36 244H38V242H37ZM36 244H35V245H36ZM62 244H64V243H62ZM129 244L131 245L132 243L130 242ZM129 244H128V246L130 247ZM133 244H134V243H133ZM133 244H132V245H133ZM175 244H176V243H175ZM175 244H174V245H175ZM8 245H10V247H8L9 249L7 250V248H6V249L3 248L2 252H3L4 250L9 251V252H8V256H9V254H10L11 252L13 253V251H14L13 249H14V248L12 249L13 246L11 245V243H9ZM28 245L26 244V246H28ZM39 245H40L39 248H41V249H40V251H41L43 247H41V244H39ZM39 245L33 246V248H34V247H37V246H39ZM56 245H57V243H56ZM119 245H121V244H119ZM174 245H173V246H174ZM11 246H12V247H11ZM24 246H25V245H24ZM26 246H25V247H26ZM53 246H54V245H53ZM94 246H95V245H94ZM111 246H113V245H111ZM115 246H116V245H115ZM135 246H137V245H135ZM135 246H134V247H135ZM147 246H148V245H147ZM157 246H158V244H157ZM44 247H45V245H44ZM57 247H58V246H57ZM57 247H56V248H57ZM62 247H63V246H62ZM64 247H65V246H64ZM64 247L61 248V250L64 249ZM68 247H69V246H68ZM68 247H67V249H68ZM132 247H133V246H132ZM132 247H131V248H132ZM10 248L12 249L11 252H10ZM20 248H21V247H20ZM22 248H23V247H22ZM30 248H31V247H29V249H30ZM33 248H32V249H33ZM70 248H71V247H70ZM116 248H117V246H116ZM29 249H27V251H26L25 248H23V250H25L24 252H26L27 255H29V256L26 257V259H27L28 257H31V256H32V259H33V256H34V257H35V256H38V254L35 255L36 253L33 252V251L36 250V248L32 251V253H33L34 255L32 254L31 256H30L31 253L29 254V252H30ZM37 249H38V248H37ZM47 249H48V248H47ZM52 249H53V248H52ZM67 249H64V250L66 251ZM74 249H75V248H74ZM114 249H115V247H114ZM135 249H136V248H135ZM158 249H159V248H158ZM15 250H16V248H15ZM21 250H22V249H21ZM21 250H18V252L21 251ZM28 250H29V251H28ZM38 250H39V249H38ZM57 250H58V248H57ZM57 250H56V251H57ZM115 250H116V249H115ZM115 250H114V251H115ZM117 250H119V249H117ZM130 250H134V249H130ZM130 250H128V252H129ZM141 250H142V249H141ZM0 251H1V249H0ZM40 251H38V253H40ZM52 251H53V250H52ZM62 251H63V250H62ZM62 251H61V252H62ZM67 251H68V250H67ZM142 251H143V250H142ZM147 251H148V249H147ZM162 251H163V250H162ZM18 252L16 251V252H14V253H18ZM35 252H37V251H35ZM130 252H131V251H130ZM137 252H138V251H137ZM139 252H140V251H139ZM160 252H161V251H160ZM3 253H4V252H3ZM3 253H2V255H1V252H0V255H1L0 257H1V258L3 257L2 260H3V259H4V260H7V263H8V261H9V263H10V260L12 259L10 256H12L13 254L11 253L12 255H10V256L8 257V256H6L7 253H6V254L4 253L5 256L7 257V259H6V257L3 256V255H4ZM42 253H44V250H43ZM50 253H51V251H50ZM56 253H58V252H56ZM63 253H66V252L63 251V252L60 253V254L64 255ZM68 253H69V251H68ZM124 253H125V252H124ZM143 253H145V252L143 251ZM198 253H199V252H198ZM23 254H24V253H23ZM23 254L21 255V253H20V256L22 257L21 259H23V258L25 257V254H24V256H23ZM40 254H41V253H40ZM40 254H39V255H40ZM126 254H127V252H126ZM128 254H130V253H128ZM128 254H127V255H128ZM152 254H153V253H152ZM195 254H196V253H195ZM15 255H16V254H15ZM18 255H19V254H18ZM18 255H17V256H18ZM44 255H47V256H48L47 252H46V254H44ZM44 255H43V256H44ZM69 255H71V254H69ZM131 255H132V254H131ZM145 255H146V253H145ZM165 255H166V254H165ZM173 255H174V254H173ZM43 256H42V254H41V258L43 259V261H41V260H42L41 258H40V259H41L40 261L46 263V261H44V260H45V257L43 258ZM47 256H46V258H47ZM52 256H53V254H52ZM66 256H67V253H66ZM119 256H120V255H119ZM119 256L117 255V260H118V257H119ZM134 256H135V254H134ZM137 256H138V255H137ZM137 256H136V257H137ZM143 256H144V254H143ZM13 257H14V256H13ZM58 257H59V256H58ZM61 257H62V256H61ZM63 257H65V256H63ZM63 257H62V259H63ZM68 257H69V256H68ZM71 257H72V256H71ZM102 257H103V256H102ZM110 257H111V256H110ZM110 257H109V258H110ZM136 257H135V259H136ZM160 257H161V256H160ZM1 258H0V259H1ZM8 258H9V260H8ZM10 258H11V259H10ZM36 258L38 259V257H36ZM52 258H53V257H52ZM120 258H121V257H120ZM129 258H130V257H129ZM131 258H132V257H131ZM180 258H181V257H180ZM17 259H18V260H21L19 256H18ZM24 259H25V258H24ZM32 259L30 258V261H32ZM47 259H48V258H47ZM47 259H46V260H47ZM72 259H74V258H72ZM106 259H107V258H106ZM110 259H111V258H110ZM110 259H108V260H110ZM132 259H133V258H132ZM135 259H134V260H135ZM139 259H140V258H139V256H138V260H139ZM150 259H151V258H150ZM4 260H3V261H4ZM34 260H36V259H33L32 263H31V262L27 259V260H26V263L29 264V262H30L31 264H33V263H34ZM56 260H57V259H56ZM60 260H61V258H60ZM65 260H66V263H67V261H69L68 258H67V259L65 258ZM70 260H71V259H70ZM74 260H75V259H74ZM108 260H107V261H108ZM114 260H115V258H114ZM114 260H113V263H112V264H115L116 261H117V260H115V263H114ZM123 260H124V259H123ZM143 260H144V259H143ZM172 260H174V258H173ZM3 261H1V262H3ZM15 261H16V259H15ZM37 261H38V260H36L35 263H36ZM53 261H54V260H53ZM107 261H106V263H107ZM125 261H127V260H125ZM1 262H0V264H1ZM24 262H25V261L23 260V263H24ZM57 262H58V261H57ZM69 262H70V261H69ZM99 262H100V261H99ZM118 262H119V260H118ZM120 262H123V261L120 260ZM170 262H171V261H170ZM172 262H173V261H172ZM3 263L5 264V262H3ZM23 263H21V264H23ZM39 263H40V262H39ZM47 263L50 264L49 262H47ZM104 263H105V262H104ZM106 263H105V264H106ZM125 263H126V262H125ZM176 263H177V262H176ZM10 264H12V263H10ZM41 264H42V263H41ZM51 264H52V263H51ZM55 264H56V263H55ZM62 264H63V263H62ZM68 264H70V263H68ZM71 264H75V261H74V263L72 262ZM131 264H132V263H131ZM156 264H157V263H156Z\"/></svg>","mask_w":264,"mask_h":264}]
</instances>
